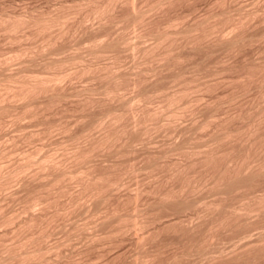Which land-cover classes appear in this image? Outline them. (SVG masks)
Wrapping results in <instances>:
<instances>
[{
	"label": "bare ground",
	"instance_id": "bare-ground-1",
	"mask_svg": "<svg viewBox=\"0 0 264 264\" xmlns=\"http://www.w3.org/2000/svg\"><path fill=\"white\" fill-rule=\"evenodd\" d=\"M74 1L75 0H73L72 1L73 3L70 4V5H72V4H74V5H72L71 7H69V5H68V7H67L68 10L67 11H65V9H66L65 8L64 11H62L61 9H59L62 12L61 11L60 12L57 11L55 13H52V11L51 12L48 11V12H45V13H39V14H36L35 15L33 12H27L28 9L26 11L24 10L25 12L24 11H21V12H8V11L6 12V11H0V27H2V29H4V31H6V32L8 31V32L14 33V37H12L13 39L17 38L15 36L16 31L21 30L22 28L23 29L24 28L25 29L26 28L27 29L29 28L28 30H30V28H31V31H29L28 33L31 34V35H34V34H41V36L43 35V38H44V41H45L47 47L48 46L50 47L52 44H53L52 46H54L55 43H58L56 41H58L57 40L58 38H61L60 37V36H62L61 34L64 33V36H65V34L68 31L75 32L76 29H78L79 27H82L83 28L84 25L86 27V21L89 19V16L90 17L93 16L98 21L97 27L96 26H93V29L95 30V28H96V31L98 30L97 28H101L102 27V29L104 31V29H105L104 26L109 27L108 29H110L112 26H116V25L120 24L122 26V28L124 30H126V31L128 30V28L129 29L130 28H134V34L136 33V35H134V36H135L136 39H141L142 40L143 38H146L147 37V38H149V40H151V39L153 40V42L151 41L152 43L150 41H148V43L150 42L149 43L150 45L149 44H146V45L145 44H141L140 46H138V43H135L136 40H134V43L135 44L132 42L133 44L132 45H129L128 42L131 41V40H128V36H125V34L122 33L124 30L122 32H120L122 34H120V33L118 34V32H117V33H115V36L109 35V33H111V31H112V33H114L116 31L115 30L113 32V29H114V27H113V29H111V31L110 30H109V32L106 31L109 36L105 32H103V34L105 33L106 36H108V37H103L102 38L103 41H101V39H98L97 40L98 42L100 40L99 43H96V44L94 43V45H92L93 47L90 46V47H92L91 49H93L95 47L94 50H93V52H95V53H93V54L101 55L102 52H105V51L107 52L108 50L110 52V50H112V49H114L116 51V49H118V46H123L121 48H124L128 44L129 45V48L130 47L133 48V52L136 49H137L138 52H140L139 53V55L141 54L140 58L142 56H144L145 59H140V61L141 60L146 61V58H148V57L153 58L152 60H154L155 58L157 60L158 59H161L162 61H160V62L164 63L168 67H172V65H171L172 62H173V66H174V64H175L174 61H177V62L179 61L180 62L181 59H184L185 58L184 57L185 56L184 55L185 53H183V52H186V51L185 50H183V52L180 51L181 48H184V49L187 48V49H189L191 51H193V50L196 49L195 50V54H196L197 49L199 50V48L203 47V51L208 56L210 54H212V53H215L216 51H219V53L220 52H224V51L225 52L226 51L227 52L232 51L231 53H234L233 50L235 51V49H237L239 47L241 48L243 45H245V44L247 45V43H250V42L253 43L254 40L256 42V39L259 37V33H257L256 31L255 32H253V31L252 32H245L246 30L244 31L243 28L245 27V24H247V23H248V25H249V23L251 24V22H248V21L250 19L254 18V16L256 14H257V16L260 14V12H261L260 9H259L260 12H258V9H255V10L254 9H252V10L247 9L248 11H245V10L243 11L242 10L243 8L242 9L241 8L240 9H236L237 10L236 12H238L237 13L238 16H237V15H234L233 14V12L235 13V11L232 10L233 7L231 9L230 8L231 6H228L229 8L228 7L226 8L224 5H222V7H224V8H221L220 10H219V8H218V10H215L213 8L214 9L213 10V9H210L209 7H206V9L209 8V10H207V12H206V9H205V12H203L204 15H202V16L200 15V17L198 16L197 18L193 19L192 21H187L186 19H184L185 18V15H181L183 13H181L180 15L172 16L174 14V12H173L172 15L170 14L172 17H166L165 16L166 18L163 17L164 13H161V14H163L162 16L159 14L162 18H164V20H160L161 17H159V15L156 18H154L155 16L154 17L151 16V15H154L153 12H156L157 14L159 12H165L167 7L170 8L171 7L170 5L175 4L176 1H182V0H76L77 2H75V3H74ZM192 1H194V0H192ZM206 2H207V0H206ZM217 2H220V1H217ZM222 2L224 3V0H222ZM222 2H221V4H223ZM231 5H233V3ZM61 7L63 8L62 3H61ZM119 7L126 8V10H124L125 12L122 13V14L121 13L118 14L116 12V10H119ZM85 8H86V11L84 10ZM122 8H120L121 11H122ZM234 8H236V7H234ZM237 8H238V6H237ZM162 10H164V11H162ZM169 10H168V12H169ZM83 11H85V12H83ZM262 12H264V10ZM35 13H37V12H35ZM177 14H179V13H177ZM195 14H193V15H195ZM263 14L264 13H262V17L264 18V15ZM73 17H75V18H73ZM93 17H92V19H93ZM71 18L74 19V22L72 21L73 19H71ZM76 18H78V19H76ZM70 19H71V22L69 23V20ZM255 20L253 19L252 21H255ZM95 21L96 20H94V23L96 25V22ZM226 24L228 26L226 28L223 27V26H226ZM120 25H118L119 28H120ZM248 25H246V26H248ZM55 27L57 29H59V31L57 30L58 33H56V34L53 35L52 33L53 32L54 33L56 32L55 31L56 30ZM122 28H121V30H122ZM52 29H53V32L51 33L50 30H52ZM87 29H88V25H87ZM87 29L85 28V30H87ZM91 29H92V27H91ZM102 29L101 30L99 29L98 31H102ZM116 29H118V28H116ZM263 29H264V27H263ZM121 30L119 29L118 31H121ZM88 31L91 32V30H88ZM216 32L217 33L218 32L220 33L219 34V37L218 36H215V35H217V34H215ZM28 33H27V35H28ZM69 33H71V32H69ZM91 33H94V35H95V32H91ZM91 33H89L90 36H91ZM97 34H99V33H97ZM100 34H102V33H100ZM213 35L215 37H218L219 39H217V40H215L216 38L213 39L212 38V37H214ZM262 35H261V37H262ZM73 36H75V35H73ZM10 37H11V35H10ZM88 38H90V37H88ZM94 39H96V38H94ZM91 40L93 41V39H91ZM42 41H43V39H42ZM77 41H79V40H77ZM42 44L44 45V42ZM136 44H137V46H136ZM128 45H127V47H128ZM55 46L58 47V45H55ZM141 46H143V47H141ZM31 47H33V46H31ZM54 47H52V48L54 49ZM57 47H55V48H57ZM23 48L24 47H22V48H20L18 50L15 49L14 53L11 54L12 57H18V56H20L22 54L23 55L24 54L27 55L28 53H26V52H27V50H30L29 47L26 46V48H28L27 50H26V48L25 49H23ZM204 48H205V50H204ZM35 49H36V47H35ZM53 49H51V50L53 51ZM58 49H60V47L57 48V50ZM241 49H240V51H241ZM57 50H55V51H57ZM117 51H120V50H117ZM123 51H125V50H123ZM137 51H135V52H137ZM263 51H264V49H263ZM89 52H90V50H89ZM138 52H137V54H138ZM237 52H239V51H237ZM182 53H183L184 56L182 55ZM193 53H189V54H193ZM200 53H202V51H200ZM31 54H33V53H31ZM112 54H114V56H117V54L112 53V51H111V55ZM198 54H199V52H198ZM43 55H45V54H43ZM133 55H134V53H133ZM203 55H204V53H203ZM207 55L204 58L207 59ZM214 55H216V54H214ZM29 56L31 57L32 55H29ZM78 56H80V55H78ZM187 56H190V55H187ZM9 57H7V58H9ZM23 57H25V56H23ZM60 57H62V56H60ZM136 58H137V56H136ZM189 58L191 59L192 58V55H191V57H187V59H189ZM208 58H210V57H208ZM4 59H6V57ZM15 59H17V58H15ZM27 59H25L24 61H26ZM36 59H37V57H36ZM36 59L33 58L32 60H36ZM76 59L77 60L79 59V61H81L80 60V57L78 58L76 55H75V57L74 56H67V57L61 58V59H53V58L51 60L48 59L49 61H47V62L45 61V63H43V64H45V70H41V71H35V70L32 69L33 72H30L31 69L29 68L30 70L27 71L25 68H23L24 66L22 67L23 69L20 66V70H18L19 69L18 68L17 70L15 69L13 72H10V71L9 72H7V71L5 72V71H2L0 69V130L2 129L3 125H5L4 121H9L8 119L5 120V118H6L7 115L10 116V118L12 116V118H11L12 120L11 121L16 122L15 124H16L17 128L21 126L20 123H22L24 121V120H22V117L24 119L25 118L24 116L26 114H27L26 120L27 119L28 120L30 119L33 123L36 122L37 125L40 124V126H41L42 123L44 124L46 122V124L44 126H41L42 128L38 125L41 128L40 129L37 126V129L38 130L34 128L32 130H29L28 129L26 132H24L25 131V128L23 127L24 131H22V133H19L18 134V133L15 132L16 131V129H15V131H12V132H15L17 135L15 136V135L10 134L11 136L9 135L8 139L5 138L8 135H5V133H2L0 131V194L1 193H5V192L7 193V194H5L4 197L1 194L2 198L0 199L1 200V202H0V227H2V228H0V230H3L4 229L3 232L0 231V255H1L0 256V263L1 264L2 263L3 264H41V263H45V264L48 263L49 264L51 262L53 256H54L53 261L56 260V259H59L57 257L62 255L60 253L61 252L60 251L61 248H59V245L61 243L63 244L64 241L63 242H55L54 241L55 242L54 244H53V241H52V244H49V243H45V242H47L46 241L47 239L46 240H44V239L47 236H48V238L50 236L49 234H50V232L52 231V228H53V226L51 225V223H52V221H54L53 219L55 218V216H57L58 214H62V213H63V215L66 216V213L65 212L66 211H68V212L71 211V210H69V208L71 206H73V207L70 208V209H73L72 212H74L75 208H77L75 206H78V207L81 206L80 208H81V211H83V214L85 213L84 215H86V212L87 213L89 212L90 213L89 214L90 217L87 216V218L89 220H90V218H93L92 220H94V219L96 220V218L98 219L100 217H103V218H100V220L101 219L102 220L99 223L96 220L97 223H98V225H100L98 228L93 224L97 228L94 231V233H90L89 235L87 234L88 235V238L91 239V241H89V243L91 242L92 244L94 242L95 243L99 242L101 244L102 240H103L102 243L104 244V241H107L105 239H108L109 240V238L112 237V235L113 236H115L117 234L119 235V233H122L123 231H125V229L128 228L127 225H125V224H127L130 221L131 222L129 223V227L131 226V227H135V228L141 229V228H145V226H147V224L151 223L152 221H154V220L159 221L163 217L171 216V217L175 218L176 219L175 223H174V221H173V223L172 222L170 223L169 222L170 220H169L168 221L169 224L166 221L164 222V220H162L164 222V224L167 223V225L165 224L166 226H164V228L166 227L168 229L169 228L172 229L171 231H173L174 234L177 233V235H179V237L182 238L181 242L184 241L183 242L184 244H182L181 247H178L177 246V248L175 250H173L174 252H172V254L170 253L171 255L167 259H164L163 258L162 260H160L161 257L159 258V256H158V258H159V260H158L157 253L162 250V248H161L162 246L161 247L158 246V242L160 241L159 237L161 236L160 234L163 231L162 230L163 229V226H162V228H160L158 226H157V228H155V226L158 225V224H156V225H154V229L155 230L149 231V229H147V232L149 231L148 234L146 232H145V235H144V233L141 234L140 236H138L139 233L137 234L138 238L136 239V241H137V246L139 247V249H137V250H139V252H137V254H138L137 258L135 257V264H178V263L181 264L182 262H180V261H182V259H184L186 257H189L190 258V256L191 255H194V254H197V256H198V254H200L198 257H201L203 255V257H201V258L205 259V257H206V261L208 259L209 264H245L246 263L245 261L248 262V260H250V258L253 256V254L257 253L259 250L261 252L264 251V233L261 232V229L260 228H259V230H257V233H258V231H260L258 233V235H256L257 237L254 236L255 239L252 237V238H248V239H250V241L248 240V242H246L245 244L242 242L243 243V244H241V245H243L242 248L240 246L238 247L237 244H236L235 246H237L238 249L239 248H241V249L238 250L237 248H235L237 251L234 250L230 254H226L227 252H224L225 250L223 251L224 248H222L220 251H218V253L214 249L211 250L210 249L211 248V244L210 243L208 244V245H210V246H208L209 247V250H211L213 252L216 251V253L215 252L213 253L211 251H207V248L204 247L206 245L203 246L204 243L207 244V242L209 240L212 241L216 237L219 240H221L225 235H223V237L221 235L220 237H222V238L220 239L218 237L219 236L218 234L220 233V231H226V232L228 231L227 232V234H228L230 231H232V229L237 228L236 225H239V224H240L239 227H241L240 230H243V228L245 227V225L243 224L244 227L241 226V223L243 221V219H241V218H245V219H247V218L249 219L250 218L249 220H251V218L253 219V217H254L255 219H253V220H255L254 223L256 224V218H259L261 216L263 218V216H264V191H263L264 189L262 190L263 192H260V193L258 192L259 193L258 194L256 192L257 190L254 187H253V189L251 188L252 187L251 185H253V184L256 185L255 182L257 181V179H261L260 177L261 176H264V153L263 152L260 153L261 150L264 148V147H262L264 145L263 144L262 145L260 144L259 146L258 145H255V143H257V142H255L256 137L260 136V138H261L264 135V134H262V136H261L260 134H258V132H260L262 130L261 129L259 131V129H258L259 126L258 125L262 122V120L264 121V119H263L264 118V85H262L263 88H262V86L258 88V89L261 88L260 89V93H259L260 95H258L261 98L260 102H258L260 105L257 104V103L256 104L259 105V107H257V105H255L257 107L256 109H258V110L255 109V112L258 111V113H257V116L258 117L257 116L254 117L256 119L251 122L250 120L253 119V118H250V117H253V116H251L252 114L250 112H248L251 115L250 114H249L250 116H246L245 115L246 117L250 118L249 121L251 122V124H250V127L248 128V130L246 128L247 132L246 131L245 132L247 133V136L243 134L244 136L247 137V139L245 140V139H243L244 138L243 137L242 139L244 140V142L241 143L240 146L238 145V147H241L243 144H245L246 142H248V144L246 143L247 144V147H249L251 150H253V153L254 154L253 153H250L251 150L249 151V148L246 147L248 149L247 154L250 153V156H251V154H253V156L250 157V156H246V155L243 154L245 157H247V159H244L245 157L243 158L242 157L243 155H242L240 157L243 158L244 160H242V161L239 162V159H238V157H239V155H238L239 154V151L237 152V150H235V149H240V148H235L234 145H231V146L229 145V147H227L226 150L224 148V151H223V153H225V151H226V153L224 154V156L227 157V159H226L227 166H224L225 168H223V165H221L222 169L219 168V170H217V171H216V169H218V167L215 168V166H214L215 170L212 169V168H210V170L212 169V170H214L216 172L213 171L212 173H209V174L206 173L208 175V177H206L207 176L206 175L205 178H204L203 174H200L203 177V178L202 177L200 178V180H201L200 183L197 182V181H199V179H198L199 177L198 176H197L198 177L197 180L194 178V176H196L194 172H192L194 174L193 176L192 175H189L190 173H188V171H187V174L184 173V172H186V171H184L185 167L187 168L186 165H183L182 164L183 167L181 165L180 166L179 165L178 166H175V164H177V163H175L174 164L175 167H171L170 170H169L170 167L168 166L167 170L170 171V173H169V179H168V176H167V178H165V180L168 179V181H169L171 178L174 179V177L176 176V177H179L180 178V179L178 178L180 180V183L179 184L177 183L178 184V185L176 184L177 186L174 185L173 187L171 186V187L163 188V190L161 189V191H159L161 187L159 188L158 191L157 190L152 191L153 194H150V195H153V198L151 200H149V201H146V203L144 201L143 203H145V204L142 203L143 206L141 205V207H137L136 206V201L141 196L140 195V192H142L141 190H142L143 187H140L141 189L137 188L140 191L139 190L137 191V189H135L136 191H133L135 193L132 195V198H133V200H135V206L136 207L133 206L135 212L133 214L131 213L132 215H130V212H126V214L125 213H122V209L120 208L121 207L120 206L121 205L120 203L123 202V201L120 200V198L116 197L114 200H112V202L111 201L109 202L108 199L111 200V196H109V195L112 194V192H113L112 189H114L115 187L117 188L118 186L121 185V183H122L121 179L123 177V176H121V174L124 173V172H126L127 170H129L130 172H132V171L134 172V171H136L135 170L136 167H133V168H135V169H133L130 166L129 168L122 170V169L116 168L117 165L114 166L113 165L114 163L111 164L110 167H109V166H107L109 164L108 163L106 165V167H103L105 165L104 164L102 166V168L94 169L97 166L95 164V162L92 163L93 165L91 163L90 164H87V163H89V161L91 160V158H92L93 155H95L98 151L100 153V150H102V149H104L103 151H105V149H107L108 152H110L111 154H113V153L116 154V153L119 152L118 155H120V152H123V150H122L123 147H126L127 149H129V148L131 149L132 148L131 147L132 146V142H131L132 139L130 140V136L133 135V134L130 135V127L132 128V126L134 125L133 130L136 129V128L139 129L140 126H141V124H142L141 122H144L145 123V121L147 119H150L149 118L150 116H151V119H153V118H155L154 117L155 114H157V115L160 114L159 111L154 110L155 108L153 109L154 111L152 112L150 109L147 108V106H145V104L146 105L148 104L147 102L150 101L152 95H154V94L157 95L158 94L157 92H159L160 90L162 92V89L159 90L157 87H159V86L161 87L162 84L159 85L160 84V81L163 82L164 80L161 78L158 82H156L158 84H156V83H150L149 85H147L145 87H142L143 86L142 85L143 83H142L141 84V87L142 88L141 89H138L135 86L137 84V80L133 76V74H135V73L130 74V73H127L128 70H127V72L125 70H124V72H122V70L120 71L119 69L117 71H120V72H117L116 69H115L116 67L115 66H114L115 68L112 67L113 64L112 65H110V64L108 65L109 67L111 66L113 68V70L111 68H109L108 71L106 69L104 71L105 72L104 73L102 70L105 69V68H107L108 66L105 67L106 64L105 65L102 64V65H104V68H103L101 66V64L96 63L95 60H93L95 63H92L93 61L90 62V63L87 62L88 64L83 63L85 65L82 64L83 66L81 65L80 66L81 68L80 69L78 68L79 70L77 69V71L79 73L81 72V73H84V74L85 73H92L91 75L94 74L93 75L94 77H98V76H95V74L96 75H101V73L103 72V75L102 76L105 77L106 81L104 80V83L101 82V86L100 87H99V85L96 88L93 85H91L92 87H90L89 86L90 84H89L88 87L87 86L86 87L83 86V88L81 87V89L79 88V90L77 89V90L73 91L72 89L71 90L67 89V87H66L67 85L64 87V86H62L63 84L62 85L60 84V82L63 80V77L64 76H69V74H71V76H72V70L73 69L70 72H68V70H66L65 68L64 69H59L58 66L60 64V66L63 68L64 66H62V65L64 63H65V65L66 64L68 65V62L71 63V62L76 61V63H77V60ZM185 59H184V61H185ZM192 59L196 60L197 58H192ZM0 60L1 61H4L3 58L0 59ZM29 60H31V59H29ZM203 60L200 61V64H202L201 62ZM184 61L181 60L182 63ZM6 62H9L10 63L11 61L9 59V61H6ZM27 62L28 61H26L25 64ZM160 62H159V64L157 66L161 65ZM179 62H178V64H179ZM191 62H189L190 65H191ZM30 63L32 64V61ZM35 63H36V61H35ZM35 63H33V64H35ZM140 63H144V62H140ZM186 63L187 62H185L184 65H186ZM0 64H1V62H0ZM27 64L30 65L29 62ZM27 64L25 65V67H27ZM43 64H41V66H43ZM57 64H58V66H57ZM72 64L73 63H71V65ZM165 65H164L163 68L166 67ZM181 65H183V64H181ZM181 65H180V67H181ZM199 65L196 64V63H195V65L193 64L192 65V67H193L192 68L193 69L192 72L196 68L200 69L202 67V65L201 66H199ZM41 66H40V68H42ZM54 66L58 67V69L54 68ZM133 66H136V65H133ZM157 66H155V68ZM188 66L189 65H187V67ZM255 66L257 67L258 65H255ZM30 67H32V66H30ZM75 67H76V65H75ZM189 67H191V66H189ZM189 67L187 69H189ZM40 68H39V70H40ZM52 68H54V69H52ZM160 68H162V66L159 67V70H160ZM163 68L161 70H163ZM250 68H251V65H250ZM261 68L262 67H260V69ZM8 69L9 68H7V70ZM142 69L145 70L146 68H142ZM148 69H150V68L148 67ZM152 69H153V67H152ZM175 69H177V68H175ZM198 69L196 70V73L197 74L200 71V70L198 71ZM253 69L255 70V67L254 66H253ZM100 70L102 72L100 74H97ZM143 70L141 72H143ZM159 70H158V68L156 69V71L154 70L155 74ZM184 70L185 69H183V71ZM186 70H185V72H186ZM190 70L191 69H189L188 71H190ZM74 71L76 72L74 75H76L78 72L76 71V69ZM138 71H139V69H138ZM170 71H173V70H171V68H170L169 69V72ZM183 71L182 72H179V73H176V72H178L176 70V72H175L176 74L168 73V70H167V72H165V71L164 72L166 74L170 75V77H173V78H171L172 80L170 79V81H176V80L177 81H181L182 78H179V77H180V75H182ZM208 71H210V70H208ZM252 71L250 70V73ZM130 72H132V71H130ZM192 72H191L192 75H194V74L196 75V73L193 74ZM202 72H205V71H202ZM136 73H137V71H136ZM144 73H146V72H144ZM149 73H151V72H149ZM161 73H162V71L160 73L158 72L157 74L160 77H162V75H160ZM165 73H163V74H165ZM184 73H183V75H185ZM137 74L139 75L140 72L137 73ZM191 74H189V75L191 76ZM254 74L255 73H253L252 76ZM259 74L263 75L262 73H259ZM138 75H137L138 84H140L139 82L142 79L140 77H141V75L143 76V74H141L139 76ZM195 75L192 78H189V79H186V80H183L182 79L183 82L186 83V84H184L183 82L182 83L179 82L180 84H183L182 86H180L179 83L176 81L177 82L176 84L179 85V86L177 85L179 89L176 90V91L173 90L174 92H171V93H169V90L170 89H168V93L169 94H167L165 96L166 98L164 96H162V98L164 97L166 99V102H167L166 104L168 105L167 108L169 106H171V105H172V108H174L173 107L174 105H175V108H177L176 105H178V104H180V102L182 103L184 101L185 102H184L183 105L186 104L185 106H187V105H189L187 103H193L192 100L196 99V98H194V99H191L190 98L189 99V97L187 98V96L191 94L190 93L191 91H194V92L198 91V92H201V94H202L203 91H204V90H202V88L203 89L205 88L206 90H208L209 88L211 89V86L207 85V83H206L207 81H205L206 79L205 80L203 79L204 80V83H203L202 82L203 80L202 81L199 80L197 78V75L196 76ZM248 75H250V74L248 73ZM261 75H259V76H261ZM177 76H178V78L180 80L177 79ZM252 76L250 75V79L248 78L250 80L249 82H251ZM255 76H253V77H255ZM90 77L91 76H89V78ZM165 77H167V76L165 75ZM182 77L185 78L186 75H185V77L184 76H182ZM200 77L201 76H199V78ZM245 77H246V75L244 76L243 80H245ZM72 78L73 77H71V79ZM155 78H154V81H157L158 80L157 78H159V77L156 78L157 80ZM196 79H198L199 81L197 80L198 82H196L195 81ZM223 79H225V78H223ZM259 79H261V78H259ZM262 79H261V81H262ZM64 80H66V79H64ZM122 80H123V83H122ZM124 80H128V83H130L129 85L132 84L133 86H135L136 89L139 90L138 93H136L134 97L137 100H143L144 102H146L145 104L143 103V105H144V106H142L143 108L141 106H140L141 107L140 108L139 105H137L136 103L133 102L132 97H133L134 94L129 99H127V98H120V96H119L118 93H119V89L121 88V85L122 84H126L125 83L126 81H124ZM152 80H153V78H152ZM152 80L151 81L148 80V82L149 81L152 82ZM166 81L169 84V79H166ZM166 81H165V83H166ZM192 81H195L197 84L196 83L193 84ZM200 81L202 83H200ZM218 81H220V80H218ZM246 81H248V80H246ZM224 82H225V80H224ZM245 82L243 81L244 84H245ZM258 82H255L254 81L255 84L258 83ZM146 83H147V81H146ZM213 83H214V81H213ZM252 83H253V80H252ZM254 83H253V85H254ZM261 83L264 84V82H261ZM261 83L259 85H261ZM189 84H193V85H189ZM156 85H157V87H156ZM249 85H251V84H249ZM249 85L248 84L246 85L247 88L249 87ZM253 85H251V86H253ZM259 85H257V87ZM138 86L140 87V85H138ZM165 86H166V84H165ZM177 86H176V89H177ZM208 86H209V88H208ZM194 89H198V90L195 91ZM244 90H246V89H244ZM170 91H172V90H170ZM97 92L102 93L103 94V97H106L105 99L108 98L110 100L111 98L114 97L112 102H114V99L115 98L117 99V96H118L121 99V101H122L121 102L119 100L118 103L121 102L122 105H123V107L122 106H113V105H111L113 107H109L108 108V106H107V109L105 107L106 110H103L102 109L101 111H99L101 109V108H99L98 109V112L97 113H94V115L91 116L92 118L89 121H88L87 118H86L87 121L86 120H83L82 123L85 122V124L82 125L81 128H79L78 126H76V127L79 128V130H77L78 128H76V131L75 130L74 131H69V128L68 127H70V126L67 127L64 123L62 125L61 124V122H62L61 120H60L61 122L60 121L58 122V120H57V122H55V121L54 122H50L51 120L48 121L50 118L48 120L47 119L46 120H44V119L41 120V118L43 117V114H44V109H49V107H52L55 102L58 103L59 101L63 100L64 98H68L69 95H70L69 97H71V95L74 96L73 97L74 99H75V96H79L80 97V98L79 97H77V98L80 99L81 105H80V103H79V105L81 106V109H84L85 110V107H89V108L90 107H93V105H95L94 98L96 99L95 101L98 102L97 100L101 99L100 97L102 96V94H101V96L100 97L98 96L99 98L97 99L96 96H95V94H97ZM121 92H123V90ZM161 92H159V95L160 96L164 92H167V89H164V91H163L162 94H161ZM237 92H239V91H237ZM257 92H259V91H257ZM192 94L193 95H190V97L195 95V93H192ZM197 94H198L197 95V97H198L200 94L199 93H197ZM230 97H232V96H230ZM135 98H133L134 101L136 100ZM153 98L154 97H152V99ZM184 98L186 100H184ZM224 98H222V99H224ZM69 99H72V98H69ZM69 99H67V100H69ZM122 99H126V100H122ZM182 99L184 101H182ZM198 99H200V98H198ZM204 99L207 100L206 98H204ZM204 99L202 98V100H204ZM230 99H228V100H230ZM241 99H242V97H241ZM13 100H15V101L18 100V103L17 104L13 103ZM236 100H237V97H236ZM214 101H215V103H217V100H214ZM255 101H253L252 103H254ZM258 101H259V98H258ZM151 102H153V100ZM115 103H117V102H115ZM137 103H139V102L137 101ZM242 103H244V101ZM106 104H104V105H106ZM163 104H164V106L166 105L165 103H163ZM79 105H78V108H79ZM109 105H110V103H109ZM114 105H117V104H114ZM135 105H136V107H139L140 109L136 108ZM190 105H192V104H190ZM197 105H200V104H197ZM206 105H207V103H206ZM212 105H213V103H212ZM217 105L218 104H216V106ZM185 106H180V107L183 108ZM251 106H250V108H251ZM255 106H254V108H255ZM124 107L128 111L126 113L127 115L129 114V112H131V114L129 116L132 117V118L134 117L135 123H136V121L137 122H140V123H138V125H139L138 127L135 126L136 125L135 123L133 124L134 121L131 120L130 118L129 119L131 121H133L132 122V124H133L132 126L129 123L128 124L130 126L129 125H125V124H123L121 122L122 114H123V112H121V111H123V110H121V108L123 109ZM144 107L147 108V109H144ZM178 107H179V105H178ZM125 108H124V110L126 111ZM214 108L212 107V110ZM252 108H253V106H252ZM91 109H93V108H91ZM178 109L180 110V108H178ZM178 109H176V110L174 109V111L171 110V112H173L174 118H176V116L180 115V112H179ZM138 110H140L141 115L139 114V111ZM183 110H181V111H183ZM250 110L251 109H249L248 111H250ZM41 111H42L43 114L40 113ZM89 111L90 110H88V112ZM96 111L97 110H94V112H96ZM155 111H156V113H155ZM37 112H39V114L41 115L40 120H41L42 123H38L39 122V119H37L36 117L37 116L39 117L40 115L39 114L36 115ZM245 112L247 113V111H245ZM245 112H244V114H245ZM29 114L31 116H29ZM32 114L35 115V116L32 117ZM137 114L140 116L139 119L142 117L141 118L142 121H140L141 119L140 120L138 119V115ZM241 114H242V112H241ZM135 115L137 116V118L135 117ZM212 115H214L213 112H212V114L210 113L208 117L211 118ZM72 116H74V115H72ZM85 116L88 117L89 115L87 116V114H86ZM152 116H153V118H152ZM173 116L171 114V117H173ZM236 116H237V114H235V116L234 117L232 116V117L235 118ZM49 117H50V115H49ZM65 117H68V116H65ZM239 117H243L244 118V116H239ZM46 118H48V117H46ZM182 118H184L183 115H182ZM243 118H240V119L243 120ZM35 119H37L38 122L35 121ZM199 119H201V118H199ZM20 120H22V122H19V124H17L18 121H20ZM130 120H129V122H130ZM157 120H156V122H157ZM233 120L231 121V123L234 122ZM11 121H9L8 124L9 123L13 124ZM225 121H224V124H225ZM250 122H248V123H250ZM206 123H207V120H206L205 123L202 122L200 125L203 124V126H204V124H206ZM224 124H222V121L219 124L217 122V124H216V126L214 128L215 130L213 129L214 131L212 132V134L209 133L211 135V136L209 135L211 137L210 140H209L210 143H211L210 145H212L214 147L211 146L210 149H207L206 152H203L204 154L202 152H200V153L196 152L197 148H196V150H193L192 149V152H194V151L196 152V154L194 152V154L197 156L196 158H198V157L201 156L199 158V160H197V162H200L201 163V168H202V166L203 167L205 166L204 167L205 168V171L207 170L206 169V166L210 164L211 160H213L215 158L214 156L216 154L219 155L218 158L221 156L220 155V152H219L220 151L219 149L221 148V144L219 146L218 143H221L222 141L223 142L225 141V142H229L228 144H230V142H231L230 140L233 141V139H236L237 137L239 138V136L241 137V133L244 132V130H243L244 128L242 127L243 129H241V125H239V127H238V126H233L230 123L229 124H225V125ZM30 125H31V123H30ZM143 125L144 124H142L141 127H143ZM145 125L147 126V123H145ZM262 125L263 124H261L260 126H262ZM95 126H98L99 127L98 130L100 129L101 132L99 134H97L98 136L96 135L95 137H93V135L92 136L89 135L88 131H89L90 128L92 129V127H95ZM157 126H158V124H157ZM57 127L60 128V130L62 128L63 131L68 130L66 132L68 133L67 139H69V140L66 139L67 141L65 140V142L67 143L70 140L73 141L72 143L71 142L69 143V145H71V148L69 147V149H70L69 151L67 150V148H65L66 143L63 142L64 140H57V141L55 140L54 142H51L49 144V146L42 148V146L45 145V143H44L45 140H43L44 142H42V141H40V142L41 143H44V144H41L40 143V145H39L38 144L39 142H38V143H36V145L37 144L38 145L37 146L34 145L35 147H32L31 146L32 148H28V147L27 148H24V149H20L19 148L20 149V151H19L20 155L18 153H16V152H13L14 150L16 151L18 149V147L21 146V145H18L17 146V143H16L17 141H19V142L21 141L22 143H23V141H25L26 143L28 142L29 144L30 143L32 144L35 141L34 139L36 138L37 140H39L38 138H40V136L42 137V138H40L41 140L43 138L47 140V135H49V133H51L52 130L58 129ZM195 127H196V125H195ZM245 127H246V125H245ZM21 128H19V130ZM6 129H8V128H6ZM70 129H73V128H70ZM147 129H148V127H146V129L143 130V132L144 131L146 132ZM193 129H194V126H193ZM240 129H241V131L243 130V132H241ZM137 130L134 131V132L135 133L137 132V134H141V135L143 134V132L140 131V130H142L141 128H140L139 131H137ZM198 130H199V127H198ZM93 131H95V130H93ZM96 131H97V129H96ZM9 132H11V131H9ZM58 132H59V130H58ZM127 132L129 133L128 135H130V136L126 135ZM238 132L240 133L239 136H237L239 134ZM131 133H132V131H131ZM260 133H262V132H260ZM263 133H264V131H263ZM54 134H55V132H54ZM4 135H5V137H4ZM50 135H52V133ZM2 136L5 139H7V140L10 141V143L7 145V143H6L7 140L5 141V139H4V141H5L4 144L7 145V146H5L3 144V138H2ZM44 136H46V137H44ZM134 136H136V135H134ZM134 136H132V138H134ZM184 136H185V134H184ZM139 137H141V136L139 135ZM250 137H252V138H250ZM51 139H53V138H51ZM82 139H83V142L84 143L81 141ZM135 139H137V138L135 137L134 140ZM261 139L264 140V136ZM31 141H33V142H31ZM50 141H52V140H50ZM21 142L18 143V144H21ZM214 142H216L218 145L217 144L216 145H213ZM258 142H259V140H258ZM260 142H262V141L260 140ZM15 143H16L17 148L14 147L15 146ZM138 143H139V141H138ZM259 143H257V144H259ZM51 144H54V145L50 146ZM233 144H234V142H233ZM9 145H12V146L9 147ZM183 145H184V143L182 144V147L181 148H184ZM225 145L227 146L226 143H225ZM248 145H250V146H248ZM66 146H68V144ZM178 146L179 145H177V147H176L177 149L176 148L175 149L172 148V150H171V147L172 146H170V149H169L168 153L170 151L173 152V149L174 150H177V151H175L176 153L178 151H180V148L179 147L181 145L179 147ZM184 146L186 147V145H184ZM29 147H30V145H29ZM223 147H224V145H223ZM57 148L58 149L60 148L59 152H58ZM134 148H135V146H134ZM123 149H125V148H123ZM185 150H186V148H185ZM199 150L200 149H198V151ZM66 151H68V154L65 155L64 152L66 153ZM200 151H204V150H200ZM242 151L245 152L246 150H242ZM242 151H240V152L242 153ZM183 152L181 151L180 153H183ZM134 153H135V151H134ZM241 153H240V155H241ZM10 154H13L12 157H15L14 154H18V158L17 157L11 158V155ZM165 154H166V150H165V152L161 153V156L162 155H165ZM226 154H227V156H226ZM150 155H152V154H150ZM150 155H149V157H150ZM159 155H158V157H159ZM198 155H200V156H198ZM113 156H114V154H113ZM115 156H117V154ZM156 156H157V153H156ZM254 156H255V158H254ZM102 157H103V155H101V158ZM67 158H69V161L68 162H69L70 167H68L69 165H67L66 167L64 166V162L67 160ZM159 158L161 159V157H159ZM64 159H65V161H64ZM160 159H158V160L156 159V160L159 161ZM117 160H119V159H117ZM149 161L152 162V163H154L150 159H149ZM195 161L196 160H194L193 163ZM150 162L147 163V164H145V166H143V165L142 166L145 167V168L146 167H149L150 168L151 167V163ZM212 162L214 163V160ZM212 162H211V164H213ZM156 163L152 164V167H154ZM178 163H180V161H178ZM66 164H68V163L65 162V165ZM94 164L96 166H94ZM162 164H164V163H162ZM189 164H191V163L189 162ZM30 165H34V166H32L33 168ZM168 165H170V164H168ZM194 165L195 164H193V166ZM27 166H29V168H32V170L30 169V171H33V169L35 167V173H37V174L38 173H40V174L42 173V176L44 174L45 175L44 176L45 179H43L44 177L42 178V176L40 175V178H39V176L36 177V178L37 179L39 178L41 180L38 179V181H35L36 178H34V177L37 174H35L34 172H31L30 174H28V172H30L28 170H27L26 173H25V171L22 172ZM98 166H99V164H98ZM191 166H192V164H191ZM209 166H211V165H209ZM138 168L139 167H137V169ZM192 168L195 169L196 167H192ZM188 169L190 170V168H188ZM208 170H209V168H208ZM20 172L29 175L28 176L29 178H24L25 176L27 177V175L22 174V173L21 174L22 175H25V176H23L21 178L20 177L21 175L19 176ZM209 172H211V171H209ZM32 173L34 175H32ZM154 174H155V172H154ZM204 175H205V173H204ZM17 177L20 178V179H22L19 182V184L21 183V187L20 186H16V187H19L20 191L23 190L24 193H22L23 194L22 196H19L21 194H18L17 193L19 189L18 190H15V191H8V192L6 191L7 188H10L11 187L10 186L11 184L13 185V183H11V181H13V178H17ZM69 177L71 179H73L71 182L69 181L70 179H68ZM18 178L16 180L14 179L15 180L14 184L17 183V181H19ZM65 178H67V180L69 182L67 180H65ZM63 180L66 181L68 184L69 183L70 184L71 183H74L73 186L76 185L75 184V181H74V180H76V183L79 184L78 187L76 186V188H78V189L76 190V189H74L72 187V185H70L73 188L74 191L76 190L75 192L72 191L70 189L71 187L67 183L63 182ZM196 182L199 183V184H197ZM259 182H260V180H259ZM259 182H257V184ZM260 183H262V182H260ZM263 185H259V186H263ZM160 186H162V184ZM259 186L256 185L255 187L256 188L257 187L259 188ZM137 187H138V185H137ZM154 187H156V186H154ZM200 189L201 190L204 189L203 191H205V192L203 193ZM110 190H111V192H110ZM119 190H120V188H119ZM152 190H154V189H152ZM199 190L202 192V195H201V192H200V194L197 193ZM128 191H130V190H128ZM148 191H150V190H148ZM259 191H261V190H259ZM133 192H131V193H133ZM152 192H150V193H152ZM115 193H116V191H115ZM195 194L200 195V196H197ZM16 195L19 196V198ZM143 195L144 194L142 193V196ZM86 196L89 199H91V204H89L91 206V208L89 207L90 209H88V205L87 204L84 206V202L87 201L86 200L87 198L85 199ZM4 199H6V200H4ZM84 199H85V201H83ZM89 199H88V202H89ZM144 199L147 200L148 198H144ZM2 200L4 201V203H2L3 202ZM13 200H18L20 202V203L17 204V206L19 204H20V206L19 207H15L17 209H14V207H13L14 204H11ZM119 200L121 201L120 203H119ZM108 202L110 203L109 205H108ZM16 203H17V201H16ZM16 203H15V205H16ZM102 203H103V208L101 207ZM104 203H107V205H105ZM11 205H13V206H11ZM138 206H140V205H138ZM195 207L196 208L198 207V209L197 210L194 209L195 210L194 212L192 210H190V209H193ZM188 211H190V212L188 214H185ZM70 213L71 212H69V214ZM92 214H94L95 217ZM96 214H98V216ZM183 214H185L186 216H188L189 214L190 215L188 217H186L188 219L185 218V220H184ZM81 218H82V216H81ZM126 218L129 220V221L127 220L128 222L125 220ZM169 218L170 217H168V219ZM181 218H183V219H181ZM192 218L193 219H195V218L197 219L198 218V221L195 219L196 221L193 222L194 220ZM262 218H261V220H262ZM123 220L125 222H127L124 225L122 224V221ZM257 220H259V219H257ZM261 220H259V221L261 222ZM55 221L53 222V225H54ZM162 221H159V222H161V224H162ZM244 221H243V223H246V221L245 222ZM83 222H85V221H83ZM87 222H89V221L87 220ZM69 223H71V222H69ZM79 223L81 225L83 224L81 221ZM91 223H92V221H91ZM97 223H96V225H97ZM247 223L246 224L249 225V223H251V222L248 221ZM55 224H57V223H55ZM73 224H72L73 225V228H76V230L74 229L75 232H74L73 229H71L73 231H70V229L68 228L69 231L66 232V235L64 237H66V236L68 237L69 235L70 236L74 235L76 233V231H77V226L79 228L80 227L82 228L85 225V223L82 226H79L77 223H76L77 224L76 226H75V223H73ZM107 224H108V227L105 226ZM111 224L113 226H111ZM251 224H250V226H251ZM262 224H264V223H262ZM257 225L260 226V224H258V223H257ZM48 226H50V227L52 226L51 227V230L48 228ZM85 226L87 227V224ZM94 226H92V227H94ZM101 226H102V228H103V226L107 227V228H105V227L103 228V229H106V230H102ZM109 226H111V228ZM263 226L264 225H262L261 227H263ZM68 227H70V225H68ZM89 228L87 227L86 229H89ZM255 228H256V226H255ZM93 229H91V230H93ZM98 229H99V231L97 232ZM244 229L245 230L243 232H241V235H243V237L245 238V236H248L249 235V229H247L246 227ZM129 230H127V231H129ZM65 231L66 230L62 231V233L65 232ZM136 231H138V229ZM143 231H146V230H143ZM79 232L81 234L83 233V231H79ZM84 232H86V231H84ZM91 232H93V231H91ZM99 232L102 233V234H100ZM138 232H141V231L139 230ZM150 232H152V233H150ZM80 233H78V235ZM9 234H10V238L8 236V238H9V239L7 238L8 240L7 239H4L5 237H7L6 235H9ZM124 234H125V232H124ZM171 234H172V232H171ZM224 234H225V232H224ZM51 235H53L52 232H51ZM87 235L85 236V238L87 237ZM241 235H239V236H241ZM122 236H126V235H122ZM117 238H119V237H117ZM50 239H51V237H50ZM63 239H65V238H63ZM69 239H71V237ZM69 239H68V241H69ZM90 239H87V241L90 240ZM158 239H159V241H158ZM165 239H163V242L164 241L165 242L168 241V240H165ZM43 240L45 242H43ZM55 240H58V239H55ZM71 240L69 242H71ZM177 240H178V238H177ZM49 241H51V240H49ZM65 241H66V245L65 246L67 247V245H68L67 244V240H65ZM245 241H246V239H245ZM213 242H211V243H213ZM91 243H90V245H91ZM155 243H156V245H155ZM159 244H161V243H159ZM170 244H172V243H169V245ZM61 245H60V247H61ZM172 245L175 246V244H172ZM164 246H166V244ZM179 246H180V243H179ZM220 246H217V247L219 248ZM217 247L214 246V244L212 245V248H217ZM225 247H226V245H225ZM62 248H63V246H62ZM159 248L161 250H159ZM79 249H81V248H79ZM72 250H73V248H72ZM81 252H83V251H81ZM209 252H211V253H209ZM229 252H231V251H229ZM75 253H73V254H75ZM51 254L53 256H51ZM213 254H215L216 256L213 255ZM82 255H80L79 257H81ZM134 255L136 256V254H134ZM256 256H257V254H256ZM253 257H255V256H253ZM132 258H134V256ZM199 259H196V260H199ZM186 260H187V258H186ZM255 260H256V258H255ZM255 260H253V261L255 262ZM58 261H60V260H58ZM58 261L55 264H62V263H60ZM61 261H63V260H61ZM77 261L79 262L80 260H77ZM65 262H63V263H65ZM114 262H115V260H114ZM132 262H134V260ZM208 262H206V263H208ZM75 263H76V261H75ZM184 263H185V261H184ZM201 263H203V261Z\"/></svg>",
	"mask_w": 264,
	"mask_h": 264
},
{
	"label": "rangeland",
	"instance_id": "rangeland-1",
	"mask_svg": "<svg viewBox=\"0 0 264 264\" xmlns=\"http://www.w3.org/2000/svg\"><path fill=\"white\" fill-rule=\"evenodd\" d=\"M73 0H0V11H8V12H21V11H26L27 9V12H33L35 15L36 14H39V13H45V12H51L52 11V13H55V12H60L61 10L62 11H64V9H65V11H67L68 10V5H69V7H71L72 5H74V4H72V5H70L71 3H73L72 2ZM190 1V2H189ZM192 0H182V1H176L175 2V4H173V5H170L171 7V9L169 8V7H167L166 8V11L165 12H159L158 14L156 13V12H153V14L154 15H151L152 17H154V18H156L159 14L162 16L163 14H161V13H164V15H163V17H172V16H175V15H180L181 13H183V14H181V15H185V18L184 19H186L187 21H192L193 19H195V18H197L198 16L200 17V15L202 16V15H204V13L203 12H205V9H206V7H209L210 9H215V10H218V8H219V10L221 9V8H224V7H222V5H224L226 8L228 7V6H231L230 8L232 9V7H233V11H235V13L233 12V14L234 15H237V13L238 12H236L237 10L236 9H242L243 11L245 10V11H248L247 9H249V10H252V9H258V12H260V10H261V12L264 10V0H224V3L222 2V0H207V2H206V0H194V1H192ZM217 1H220V2H217ZM233 1V2H232ZM60 2V3H59ZM75 2H77L76 0L74 1V3ZM180 2V3H179ZM189 2V3H188ZM216 2V3H215ZM221 2L223 3V4H221ZM233 3V5H231L232 3ZM256 2V3H255ZM47 3V4H46ZM61 3H62V6H63V8L61 7ZM187 3V4H186ZM198 5H197V4ZM221 4V5H220ZM3 5V6H2ZM182 5V6H181ZM227 5V6H226ZM242 5V6H241ZM8 6V7H7ZM181 6V7H180ZM211 6V7H210ZM221 6V7H220ZM237 6H238V8H237ZM244 6V7H243ZM252 6V7H251ZM255 8H254V7ZM60 7V8H59ZM197 7V8H196ZM234 7H236V8H234ZM258 7V8H257ZM58 8V9H57ZM120 8H122V7H119V10H116V12L118 13V14H122V13H124L125 11L124 10H126V8H122V11H121V9ZM188 8V9H187ZM209 8H207L206 9V12H207V10H209ZM229 8V7H228ZM245 8V9H244ZM43 11H41V10ZM59 9H61V10H59ZM170 9V10H169ZM184 9V10H183ZM193 9V10H192ZM213 9V10H214ZM260 9V10H259ZM56 10V11H55ZM85 11H86V8L84 9ZM168 10H169V12H168ZM199 10V11H198ZM24 11V12H25ZM61 11V12H62ZM85 11H83V12H85ZM162 11H164V10H162ZM35 12H37V13H35ZM173 12H174V14H173ZM190 12V13H189ZM260 12V14L257 16V14L254 16V18H252V19H250L248 22H251V24L249 23V25H248V23L247 24H245V27L243 28L244 29V31L245 32H257V33H259V37L256 39V42H255V40L253 41V43L252 42H250V43H247V45L245 44V45H243L241 48L239 47V48H237V49H235V51L237 52V51H239V52H235L234 50H233V52L234 53H231L232 51H230V52H220L219 53V51H216L215 53H212L213 55L214 54H216V55H212V54H210L209 56L203 51V47H201V48H199V50L200 51H202V53H200V51L197 49V51H196V54H195V50H193V51H191V50H189V49H184V48H181L180 49V51H182L183 52V50H185L186 52H183V53H185L184 55H183V53H182V55L186 58H184L185 59V61H184V59H181L182 61H184L183 63L181 62V60H180V62H179V64L181 65V64H183V65H181V67H180V65L178 64V62L177 61H174L175 62V64H174V66H173V62L171 63V65H172V67H168V66H166L164 63H162V62H160V61H162L161 59H154V60H152L153 58H150V57H148V58H146V61H144V60H141L140 61V59H145L144 58V56H142L141 58H140V56H141V54L139 55V53L140 52H138L137 51V49L135 50V51H137L138 52V54H137V52H133V48H129V45H132L133 43H134V40H136L135 41V43H138V46H140L141 44H149L151 41L153 42V40L151 39V40H149V38H143L142 40L141 39H136L135 38V36L134 35H136V33L134 34V28H128V30L126 31V30H124L123 28H122V26L120 25V24H118V25H120V28L118 27V25H116V26H112L110 29H108L109 27H106V26H104V31H103V29H102V27L101 28H97L98 30L100 29H102V31H96V28H95V30L93 29V26H96L97 27V23H98V21H97V19H95L93 16H89V19L86 21V27H85V25L83 26V28L82 27H79L78 29H76V31L75 32H72V31H68L66 34H65V36H64V33L63 34H61L62 36H60L61 38H58L57 40L58 41H56V42H58V43H55V45H58V47L57 46H55V47H57V48H59L60 47V49H58L57 50V48H55L54 46H48L47 47V45H46V43H45V41H44V38H43V35L41 36V34H34V35H31V34H29L28 32L29 31H31V28H30V30H28L27 28L25 29H21V30H18V31H16V33H15V36L17 37V38H15V39H13L12 37H14V33H12V32H6V31H4V29H2V27H0V59H2L3 58V60L4 61H1L0 60V62H1V64H0V69L2 70V71H7V72H13L15 69L17 70L18 68V70H20V66H21V68L23 67V68H25L27 71H29L30 69H31V71L30 72H33L32 71V69L33 70H35V71H41V70H45V64H43V63H45V61L47 62V61H49V60H51L52 58L53 59H61V58H65V57H67V56H74L75 57V55L79 58L80 57V60L81 61H79V59L77 60V63H76V61H74V62H71V63H73L72 65H71V63H69L68 62V65L66 64L65 65V63L62 65V66H64L63 68L60 66V64H59V66H58V64H57V66L59 67V69H66V70H68V72H70L72 69V76H71V74H69V76H64L63 77V80L60 82V84L62 85V86H66L67 87V89H69V90H73V91H75V90H79V88L81 89V87L83 88V86L84 87H88V85L90 86V87H92L91 85H93V86H95V88L99 85V87L101 86V82L102 83H104V80L106 81V79H105V77H103L102 75H103V72L107 69V71H108V69L109 68H111L112 70H113V68L112 67H114L115 69H116V71L119 69L120 71L122 70V72H124V70L127 72V70H128V72L127 73H130V74H133V73H135V74H133V76L135 77V79L137 80V84L135 85L136 86V88H138V89H141L142 87H145V86H147V85H149L150 83H156V82H158L161 78L164 80L163 82H161L160 81V84L159 85H161L162 84V86L160 87H157V85H156V87L160 90V89H162V92H161V90L159 91V92H161V94L163 93V91H164V89H167V92H164L161 96L159 95V92H157L158 94L156 95V94H154V95H152V97H154L153 99H152V97H151V99L153 100V102H151L152 100L150 99V101H148L147 103V105L145 104L146 102H144L143 100H137L134 96H135V94L136 93H138V89H136L135 88V86H133L132 84L131 85H129L130 83H128V80H124V81H126L125 83L126 84H122L121 85V88L119 89V96H120V98H127V99H129V98H131L132 97V95H133V97H132V100H133V102L134 103H136L137 105H139V107L141 106H144L143 105V103L145 104V106H147V108L148 109H150L152 112L154 111V110H156V111H159L160 112V114L159 115H157V114H155L156 113V111H155V118H153V116H152V118L153 119H151V116L149 117L150 119H147L146 121H145V123H147V126L145 125V123L144 122H141L142 124H144L143 125V127H141L142 126V124H141V126H140V128L142 129V130H140V128L138 129V128H136V129H134L133 130V128H134V123H135V119H134V117L132 118V117H130L129 115L131 114V112H129V114L127 115L126 113L128 112L127 111V109H126V111L124 110V108L122 109L121 108V110H123V111H121V112H123V114H122V119H121V122L123 123V124H125V125H129V124H131V126H132V128L130 127V135L131 134H133V135H128L129 133L127 132V134L126 135H128V136H130V140H131V142H132V148L130 149H127L126 147H123V148H125V149H123L122 148V150H123V152H120V155H118L119 154V152L118 153H116L117 154V156H115L116 154L115 153H113L114 154V156H113V154H111L110 152H108V150L107 149H105V151H103L104 149H102V150H100V153H99V151L95 154V155H93L92 156V158H91V160L89 161V163H87V164H92L93 162H95V164L98 166V164H99V166L97 167L95 164H94V166H96L94 169H98V168H102V166L103 167H106V165L107 166H109L110 167V165L111 164H113L114 166H116L117 165V167L116 168H119V169H127V168H129L130 166H131V168H133V167H136V169L135 168H133V169H135L136 171H132V172H130L129 170H127L126 172H124V173H122L121 174V176H123L122 177V179H121V181H122V183H121V185L120 186H118L119 188H120V190H119V188L117 187H115L114 189H112L113 190V192H112V194L111 195H109V196H111V200L110 199H108V201L110 202H112V200H114L116 197H118V198H120V200H122L123 202H121L120 200H119V203L121 204H119L121 207V209H122V213H125L126 214V212H130V215H132L134 212H135V210H134V207H141V205H142V203L145 201V203H146V201H149V200H151L152 198H153V195H150V194H153V192L152 191H155V190H159V188H160V190L159 191H161V189L163 190V188H167V187H173L174 185H176L177 183L179 184L180 183V178L179 177H174V179H172L171 177V179L168 181V179H169V173H170V169H171V167H175V166H182L183 167V165H186L187 166V168L185 167V169H184V171H186V172H184V173H186L187 174V171H188V173H190L189 175H194L192 172H194L195 173V175L196 176H194V178L197 180V178L199 179V181H197V182H201V180H200V178L202 177L200 174H203V176H204V178H205V176L207 175L206 173H212L214 170H215V168H217L218 167V169H216V171L217 170H219V168L220 169H222V167H221V165H223V168H225L224 166H227V164H226V159H227V157H225L224 156V154L226 153V151H225V153H223V151H224V148H225V150H226V148L227 147H229V145L231 146V145H234V147L235 148H240V149H235V150H237V152L239 151V157L240 156H242L243 154L244 155H246V156H250V153H253V150H251L249 147H247V144H248V142H246L245 144H243L241 147H238V145L240 146V144L241 143H243L244 142V140L243 139H247V130H248V128L250 127V124H251V122L252 121H254L256 118H254V117H256L257 116V113H258V111H256L255 112V109L257 108V107H259V103L258 102H260V100H261V98H260V96H258V95H260L259 93H260V89H258L259 87H261L262 85H264L263 83H261V82H264L263 80H264V51H263V49H264V29H263V27H264V18L262 17V13H264V12H262L261 13ZM116 13V14H117ZM156 13V14H155ZM177 13H179V14H177ZM196 13V14H195ZM202 13V14H201ZM152 14V13H151ZM172 16H171V15ZM193 14H195V15H193ZM81 15V14H80ZM159 15V17H161ZM192 15V16H191ZM261 15V16H260ZM264 15V14H263ZM79 16V15H78ZM194 16V17H193ZM238 16V15H237ZM236 16V17H237ZM77 17V16H76ZM92 17H93V19L94 20H96L95 22H96V25H95V23H94V20L92 19ZM151 17V18H152ZM165 17V18H166ZM260 17V18H259ZM73 18H75V17H73ZM73 18H71V19H73ZM79 18V17H78ZM78 18H76V19H78ZM71 19L69 20V23L71 22ZM75 19V20H76ZM255 20V21H252V20ZM90 20V21H89ZM160 20H164V18H162L161 17V19ZM73 22H74V19L72 20ZM89 21V22H88ZM185 21V20H184ZM89 23V24H88ZM228 24V23H227ZM226 24V26H223V27H227L228 25ZM87 25H88V29H87ZM246 25H248V26H246ZM92 27V29H91V27ZM99 27V26H98ZM113 27H114V29H113ZM249 29H248V28ZM85 28L87 29V30H85ZM116 28H118V29H116ZM121 28H122V30H121ZM262 28V29H261ZM55 33L53 32V29L52 30H50L51 31V33L54 35V34H56V33H58L57 32V30L59 31V29H57L56 27H55ZM111 29H113V32L114 33H112V31H111ZM121 30V31H118V30ZM136 29V28H135ZM252 29V30H251ZM262 31H261V30ZM84 32H83V31ZM88 30H91V32H95V35H94V33H91V32H89ZM93 30V31H92ZM109 30L111 31V33H109V35H113V36H115V33H117L118 32V34L120 33V32H122L123 30V32L122 33H124L125 34V36H128V40H131V41H129L128 43H129V45H128V47H127V45H126V47H124V48H121V47H123V46H118V49H116V51L114 50V49H112V50H110V52H109V50L106 52H102L101 53V55H96V54H93V53H95V52H93V50H94V48L93 49H91L93 46L92 45H94V43L96 44V43H99L100 42V40H99V42L97 41L98 39H101V41H103L102 40V38L103 37H108L109 35H108V33L107 32H109ZM259 32H258V31ZM24 31V32H23ZM78 31V32H77ZM91 33V36L89 35V33ZM107 31V32H106ZM126 31V32H125ZM137 31V30H136ZM135 31V32H136ZM69 32H71V33H69ZM87 32V33H86ZM103 32H105L108 36H106V34L104 33L103 34ZM4 33V34H3ZM25 33V34H24ZM27 33H28V35H27ZM73 33V34H72ZM97 33H99V34H97ZM100 33H102V34H100ZM122 33H120V34H122ZM86 36H85V35ZM88 34V35H87ZM215 34H217V35H215V36H218L219 37V32L217 33H215ZM263 34V35H262ZM10 35H11V37H10ZM13 35V36H12ZM19 37H18V36ZM73 35H75V36H73ZM117 35V34H116ZM261 35H262V37H261ZM85 36V37H84ZM214 36V35H213ZM212 37L213 39H215V40H217V39H219L218 37ZM67 37V38H66ZM72 37V38H71ZM88 37H90L91 39H93V41L90 39V38H88ZM100 37V38H99ZM261 37V38H260ZM94 38H96V39H94ZM130 38V39H129ZM42 39H43V41H42ZM107 39V38H106ZM109 39V38H108ZM77 40H79V41H77ZM95 40V41H94ZM148 41H150L149 43H148ZM14 42V43H13ZM44 42V45L42 44ZM133 42V43H132ZM147 42V43H146ZM151 42V43H152ZM258 42V43H257ZM93 43V44H92ZM131 43V44H130ZM134 43V44H135ZM257 43V44H256ZM37 44V45H36ZM61 44V45H60ZM250 44V45H249ZM35 45V46H34ZM43 45V46H42ZM46 45V46H45ZM144 45V46H145ZM150 45V44H149ZM26 46H28L29 47V49L30 50H27L28 48H26ZM31 46H33V47H31ZM90 46H92V47H90ZM136 46H137V44H136ZM22 48V47H24L23 49H25L26 48V50H27V52L26 53H28L27 55H20V56H18V57H12V55L11 54H13L14 53V51H15V49L16 50H18V49H20V48ZM35 47H36V49H35ZM38 47V48H37ZM47 47V48H46ZM52 47H54V49L52 48ZM63 47V48H62ZM141 47H143V46H141ZM247 47V48H246ZM121 48V49H120ZM47 49V50H46ZM51 49H53V51L51 50ZM127 49V50H126ZM240 49H241V51H240ZM33 50V51H32ZM36 52H35V51ZM55 50H57V51H55ZM89 50H90V52L92 53H90L89 52ZM114 50V51H113ZM117 50H120V51H117ZM123 50H125V51H123ZM130 50V51H129ZM188 50V51H187ZM204 50H205V48H204ZM29 51V52H28ZM31 51V52H30ZM111 51H112V53H115V54H117V56H114V54H112L111 55ZM190 51V52H189ZM46 52V53H45ZM117 52V53H116ZM193 53V54H189V53ZM198 52H199V54H198ZM262 52V53H261ZM31 53H33V54H31ZM55 53V54H54ZM133 53H134V55H133ZM203 53H204V55H203ZM224 53V54H223ZM237 55H236V54ZM43 54H45V55H43ZM52 54V55H51ZM91 54V55H90ZM99 54V53H98ZM131 54V55H130ZM137 54V55H136ZM261 54V55H260ZM29 55H32L31 57L29 56ZM67 55V56H66ZM78 55H80V56H78ZM97 57H96V56ZM187 55H190V56H187ZM191 55H192V58H197L196 60H194V59H187V57H191ZM206 55H207V59L206 58H204V57H206ZM225 55V56H224ZM233 55V56H232ZM10 56V57H9ZM23 56H25V57H23ZM60 56H62V57H60ZM95 56V57H94ZM113 56V57H112ZM136 56H137V58H136ZM196 56V57H195ZM198 56V57H197ZM212 56V57H211ZM231 56V57H230ZM6 57V59H4ZM7 57H9V58H7ZM30 57V58H29ZM36 57H37V59H36ZM52 57V58H51ZM59 57V58H58ZM101 57V58H100ZM117 57V58H116ZM202 57V58H201ZM208 57H210V58H208ZM221 57V58H220ZM15 58H17V59H15ZM23 58V59H22ZM27 59L26 61H28L29 62V64L30 65H28L27 63V67H25V62L26 61H24L25 59ZM36 59V60H32V59ZM51 58V59H50ZM83 58V59H82ZM136 58V59H135ZM9 59H10V63L9 62H6V61H9ZM21 59V60H20ZM29 59H31V60H29ZM49 59V60H48ZM148 59V60H147ZM204 59V60H203ZM259 59V60H258ZM93 60H95V62L96 63H99V64H101V66L104 68V65H105V67H107L109 64L110 65H112L113 64V66L111 67H107V68H105V69H101L97 74H100L101 72V75H96L95 74V76H98V77H94L93 75H91L92 73H79L78 71H77V69L79 68H81L80 66L83 64V63H86V64H88V63H90V62H92ZM117 60V61H116ZM139 60V61H138ZM195 62H194V61ZM201 60H203L201 63L202 64H200V61ZM32 61V64L30 63ZM34 61V62H33ZM35 61H36V63H35ZM79 61V62H78ZM191 62V65L189 64V62ZM254 61V62H253ZM88 62V63H87ZM94 61L92 62V63H95ZM102 62V63H101ZM140 62H144V63H140ZM156 62V63H155ZM159 62L161 63V65H159V66H157L158 64H159ZM185 62H187L186 63V65H184L185 64ZM204 62V63H203ZM221 62V63H220ZM225 62V63H224ZM19 63V64H18ZM33 63H35V64H33ZM115 63V64H114ZM138 65H137V64ZM195 63L196 64H200L199 66H201L202 65V67L200 68V69H198V68H196L193 72H192V65L194 64L195 65ZM210 63V64H209ZM41 64H43V66H41ZM102 64H104V65H102ZM167 67H165V68H163L164 67V65ZM178 64V65H177ZM204 64V65H203ZM251 65V68H250V65ZM261 64V65H260ZM3 65V66H2ZM35 65V66H34ZM75 65H76V67H75ZM83 65H85V64H83ZM82 65V66H83ZM133 65H136V66H133ZM144 65V66H143ZM147 65V66H146ZM170 65V66H171ZM177 67H176V66ZM187 65H189V66H191V67H189V69H191L190 71H188L189 69H187L188 67H187ZM255 65H258L257 67L255 66ZM260 65V66H259ZM2 66V67H1ZM30 66H32V67H30ZM40 66L42 67V68H40ZM66 66V67H65ZM72 66V67H71ZM128 66V67H127ZM155 66H157L156 68H155ZM162 66V68H163V70L165 71V72H167V70H168V73H173V74H176V73H179V72H182L183 71V69H187L186 70V72H185V70L183 71V73L186 75V77H185V75H183V73H182V75H180V77L179 78H182L183 80H186V79H189V78H192L195 74L194 73H196V70L198 69V74L196 73V75H197V78L199 79V80H205V81H207L206 83H207V85H209V86H211V89L209 88V86H208V88L210 89H208V90H206L205 88L203 89L202 88V90H204L203 91V93L201 94V92H198V91H196V90H198V89H194L196 92H194V91H191L190 93V95H193L192 93H195V95L194 96H191L190 97V95H188L187 96V98L189 97V99L191 98V99H194V98H196V99H194V100H192L193 101V103H187V104H189V105H187V106H185V105H183L184 104V100H186L185 98H184V100L182 99V101H184V102H180V104H178L179 105V107H178V105H176V107L177 108H175V105L173 106L174 108H172V105L171 106H169L168 108H167V102H166V95L167 94H169V93H171V92H174V91H176V90H178L179 88H178V86L180 85V86H182L183 84H180L179 82H183V80L181 79V81H177L176 79V81L179 83V85L178 84H176L177 82L176 81H170V79L171 78H173V77H170V75H168V74H166L163 70H161L162 68H160V70H159V67H161ZM183 66V67H182ZM205 66V67H204ZM208 66V67H207ZM224 66V67H223ZM236 66V67H235ZM253 66L255 67V70L253 69ZM14 67V68H13ZM38 67V68H37ZM58 67H56V66H54V68H56V69H58ZM138 67V68H137ZM146 68L145 70H143L142 68ZM148 67L150 68V69H148ZM152 67H153V69L156 71V69L158 68V70L159 71H157V73L159 72H161L162 71V73L160 74V75H162V77H160L157 73V75L155 74V72H154V70L152 69ZM196 67V66H195ZM194 67V68H195ZM198 67V66H197ZM223 67V68H222ZM260 67H262L261 69H260ZM7 68H9L8 70H7ZM22 68V69H23ZM30 68V69H29ZM36 68V69H35ZM39 68H40V70H39ZM54 68H52V69H54ZM76 69V71L78 72L76 75H74L76 72L74 71L75 69ZM122 68V69H121ZM171 68V70H173V71H170L169 72V69ZM175 68H177V69H175ZM203 68V69H202ZM225 68V69H224ZM227 68V69H226ZM230 68V69H229ZM78 69V70H79ZM110 69V70H111ZM114 69V70H115ZM131 69V70H130ZM138 69H139V71H138ZM143 70V72H141L142 70ZM182 69V70H181ZM261 71H259V70ZM137 71V73H139L140 72V74L139 75H141V74H143V76L141 75V77L140 78H142L141 80H140V84H138V79H137V73H136V71ZM149 70V71H148ZM176 70L178 71V72H176ZM208 70H210V71H208ZM244 70V71H243ZM250 70L253 72V73H255L253 76H255V77H253L252 76V72L250 73ZM34 71V72H35ZM106 71V72H107ZM120 71H117V72H120ZM130 71H132V72H130ZM134 71V72H133ZM202 71H205V72H202ZM219 71V72H218ZM247 71V72H246ZM249 71V72H248ZM257 73H256V72ZM125 72V73H126ZM144 72H146V73H144ZM149 72H151V73H149ZM176 72V73H175ZM191 72L194 74V75H192L191 74ZM262 73L263 75H261V74H259V73ZM105 73V72H104ZM163 73H165V74H163ZM216 73V74H215ZM248 73L252 76V79H251V82H249L250 80V75H248ZM88 74V75H87ZM90 74V75H89ZM137 74V75H136ZM151 74V75H150ZM189 74H191V76L189 75ZM215 74V75H214ZM223 74V75H222ZM74 75V76H73ZM83 75V76H82ZM138 75V76H139ZM150 75V76H149ZM155 75V76H154ZM164 75V76H163ZM165 75L168 77H165ZM195 75V76H196ZM219 75V76H218ZM246 75V77H245V80H243V78H244V76ZM248 75V76H247ZM259 75H261V76H259ZM89 76H91L90 78H89ZM132 76V77H133ZM182 76H184L185 78H183ZM189 76V77H188ZM199 76H201L200 78H199ZM217 76V77H216ZM243 76V77H242ZM259 78H263L262 79V81H261V79H259ZM263 76V77H262ZM69 77V78H68ZM71 77H73L72 79H71ZM84 77V78H83ZM103 77V78H102ZM133 77V78H134ZM157 77H159V78H156ZM204 77V78H203ZM208 77V78H207ZM139 78V77H138ZM139 78V79H140ZM152 78H153V80H152ZM154 78L157 80V81H154ZM169 79V84L167 83V81H166V79ZM178 78V76H177V79H179ZM223 78H225V79H223ZM231 78V79H230ZM249 78V79H248ZM255 80H254V79ZM64 79H66V80H64ZM101 79V80H100ZM198 79H196L195 81L196 82H198L199 80ZM235 79V80H234ZM240 79V80H239ZM245 82L246 80H248V81H246L245 82V84L243 83V81ZM258 79V80H257ZM148 80H152V82H148ZM172 80V79H171ZM180 80V79H179ZM198 80V81H197ZM204 80L202 81L203 83H204ZM218 80H220V81H218ZM224 80H225V82H224ZM227 80V81H226ZM230 80V81H229ZM252 80H253V83H254V81L255 82H258L259 80V82L261 83V85H259L260 83L258 82V83H256L257 85H259L258 87H257V85L254 83V85H253V83H252ZM146 81H147V83H146ZM165 81H166V83H165ZM195 81H192L193 82V84L194 83H196ZM200 81V83H202ZM213 81H214V83H213ZM216 81V82H215ZM233 81V82H232ZM212 82V83H211ZM122 83H123V80H122ZM143 83V84H142ZM184 84H186L185 82H183ZM190 83V82H189ZM210 83V84H209ZM141 84L143 85L142 87H141ZM156 84H158V83H156ZM165 84H166V86H165ZM193 84H189V85H193ZM197 84V83H196ZM220 84V85H219ZM249 85V84H251V85H253V86H251V85H249V87L247 88V86L246 85ZM138 85H140V87L138 86ZM178 85V86H177ZM73 86V87H72ZM75 86V87H74ZM176 86H177V89H176ZM246 86V87H245ZM163 87V88H162ZM166 87V88H165ZM244 87V88H243ZM76 88V89H75ZM125 88V89H124ZM213 88V89H212ZM216 88V89H215ZM242 90H241V89ZM262 88H263V86H262ZM134 89V90H133ZM168 89H170V90H172V91H170L169 90V93H168ZM244 89H246V90H244ZM254 89V90H253ZM257 89V90H256ZM123 90V92H121ZM137 90V91H136ZM174 90V91H173ZM200 90V89H199ZM201 90V91H202ZM234 90V91H233ZM239 91V92H237V91ZM241 90V91H240ZM166 91V90H165ZM208 91V92H207ZM212 91V92H211ZM233 91V92H232ZM257 91H259V92H257ZM121 92V93H120ZM230 92V93H229ZM248 92V93H247ZM250 92V93H249ZM197 93H199L200 95L197 97ZM101 94L102 93H99V92H97V94H95V96H96V98L98 99L100 96H101ZM124 94V95H123ZM165 94V95H164ZM233 94V95H232ZM236 94V95H235ZM245 96H244V95ZM232 96V97H230V96ZM258 97H257V96ZM70 96V95H69ZM68 96V98H64L63 100H61V101H59L58 103L57 102H55L54 103V105L52 106V107H49V109H44V114L42 113V111L40 112L41 114H43V117L41 118V115L39 114V112H37V114L36 115H40L39 117L37 116L36 118L37 119H39V122H38V120L37 119H35V121H37L38 123H42L41 122V120L42 119H44V120H48L49 118V120L48 121H50V122H57V120H58V122L60 121L61 122V124L63 125V123L68 127V126H70V127H68L69 128V131H76V128H81L82 127V125H84L85 124V122L84 123H82L83 122V120H86L87 121V119H88V121L92 118L91 116H93L94 115V113H97L98 112V109L99 108H101L99 111H101L102 109L103 110H106L107 109V106H108V108L109 107H113V106H122L123 107V105H122V101H121V99L117 96V99L115 98L114 99V102H112L113 101V98H111L110 100L108 99H105L106 97H103V94H102V96L100 97L101 99H99V100H97L98 102H96L95 100V98H94V103H95V105H93V107H85V110L84 109H81V103H80V99H78L77 97H79V96H75V99L73 98L74 96H72L71 95V97H69ZM99 96V97H98ZM162 96H164L163 98H162ZM225 97V98H224ZM236 97H237V100H236ZM241 97H242V99H241ZM69 98H72V99H69ZM80 98V97H79ZM82 98V97H81ZM106 100H104V99ZM133 98H135L139 103H137V101L135 102L134 101V99ZM162 98V99H161ZM198 98H200V99H198ZM202 98L204 99V98H206L207 100H202ZM221 98V99H220ZM222 98H224V99H222ZM231 98V99H230ZM251 98V99H250ZM258 98H259V101H258ZM67 99H69V100H67ZM78 99V100H77ZM156 99V100H155ZM164 99V100H163ZM198 99V100H197ZM228 99H230V100H228ZM233 99V100H232ZM256 101H255V100ZM67 100V101H66ZM75 100V101H74ZM101 100V101H100ZM103 100V101H102ZM121 101L120 103H118V101ZM122 100H126V99H122ZM196 100V101H195ZM214 100H217V103H215V101ZM221 102H220V101ZM15 100H13V103H15V104H17L18 103V100H16L15 102H14ZM108 101V102H107ZM164 101V102H163ZM191 101V102H192ZM195 101V102H194ZM211 101V102H210ZM219 101V102H218ZM244 101V103H242ZM253 101H255L254 103H252ZM64 102V103H63ZM115 102H117V103H115ZM124 102V101H123ZM231 102V103H230ZM61 103V104H60ZM74 103V104H73ZM79 103H80V105H79ZM107 103V104H106ZM109 103H110V105H109ZM151 103V104H150ZM163 103H165L166 105L164 106V104ZM206 103H207V105H206ZM212 103H213V105H212ZM229 103V104H228ZM259 104V105H257V104ZM60 104V105H59ZM69 104V105H68ZM97 104V105H96ZM99 104V105H98ZM101 104V105H100ZM104 104H106V105H104ZM114 104H117V105H114ZM162 104V105H161ZM190 104H192V105H190ZM197 104H200V105H197ZM211 104V105H210ZM216 104H218L217 106H216ZM223 104V105H222ZM253 106V108H254V106L255 105H257V107L255 106V108L253 109L252 108V106ZM57 105V106H56ZM78 105H79V108H78ZM111 105H113V106H111ZM225 105V106H224ZM152 106V107H151ZM180 106H185V107H180ZM190 106V107H189ZM237 106V107H236ZM248 106V107H247ZM250 106H251V108H250ZM58 107V108H57ZM95 107V108H94ZM105 107H106V109H105ZM135 107H136V105H135ZM139 107H136V108H138V109H140ZM151 107V108H150ZM171 107V108H170ZM212 107L214 108L213 110H212ZM222 107V108H221ZM91 108H93L94 110H97L96 112H94V110L93 109H91ZM143 108V107H142ZM147 108H145L144 107V109H147ZM155 108V109H154ZM178 108H180V110L178 109ZM244 108V109H243ZM154 109V110H153ZM169 109V110H168ZM174 109L176 110V109H178L179 110V112H180V115H178V116H176V118H174V116H173V112H171V110L172 111H174ZM184 109V110H183ZM220 109V110H219ZM242 109V110H241ZM249 109H251L250 111H248ZM47 110V111H46ZM88 110H90L89 112H88ZM93 110V111H92ZM177 110V111H178ZM181 110H183V111H181ZM244 110V111H243ZM256 110H258V109H256ZM46 111V112H45ZM49 111V112H48ZM51 111V112H50ZM139 111V114L141 115V113H140V110H138ZM166 111V112H165ZM170 111V112H169ZM210 111V112H209ZM237 111V112H236ZM245 111H247V113L245 112ZM48 112V113H47ZM93 112V113H92ZM158 112V113H159ZM212 112H213V114L214 115H212L211 116V118L210 117H208L209 116V114L211 113L212 114ZM232 112V113H231ZM241 112H242V114H241ZM244 112H245V114H244ZM248 112H250V113H248ZM169 113V114H168ZM172 114V116L173 117H171V114ZM187 113V114H186ZM237 114V118L239 117V116H244V118L243 117H239L238 119L235 117V118H233L234 116H235V114ZM255 113V114H254ZM62 114V115H61ZM84 114V115H83ZM87 114V116L88 117H86L85 115ZM92 114V115H91ZM153 114V115H154ZM208 114V115H207ZM241 114V115H240ZM253 116V117H250V118H253V119H251L250 121H249V119L250 118H248V117H246V116ZM46 115V116H45ZM49 115H50V117H49ZM72 115H74V116H72ZM125 115V116H124ZM138 115V114H137ZM182 115H183V117L184 118H182ZM229 115V116H228ZM233 117H232V116ZM246 115V116H245ZM26 116H27V114L24 116L25 118L23 119V117H22V120H24L23 122H22V120H20V121H18V123L17 124H19V122H22V123H20V127H18L17 128V126H16V122H13V121H11L12 119V116H11V118H10V116H6V118H5V120L6 119H8L9 121H11L13 124H11V123H9L8 124V122L9 121H4V123H5V125H3V127H2V129L0 130L2 133H5V135H8L7 137H5V135H4V137L5 138H7L8 139V137H9V135L10 134H12V135H17L16 133H22V131H24V129H23V127L25 128V131L24 132H26L28 129L29 130H32V129H37V126L39 125L40 126V124H38L37 125V123L36 122H32L30 119L28 120H26ZM29 116H31L30 114H29ZM28 116V117H29ZM33 116H35V115H33L32 114V117ZM64 118H63V117ZM65 116H68V117H65ZM83 116V117H82ZM124 116V117H123ZM158 118H157V117ZM231 116V117H230ZM9 117V118H8ZM27 117V118H28ZM46 117H48V118H46ZM53 117V118H52ZM76 119H74V118ZM77 117V118H76ZM135 117L137 118V116L135 115ZM139 115H138V119H139ZM181 117V118H180ZM193 117V118H192ZM225 117V118H224ZM258 117V116H257ZM35 118V117H34ZM40 118H41V120H40ZM87 118V119H86ZM131 120H133V121H131ZM142 118V117H141ZM140 118V119H141ZM173 118V119H172ZM199 118H201V119H199ZM224 118V119H223ZM229 120H228V119ZM234 120H233V119ZM240 118H243V120L242 119H240ZM32 119V118H31ZM56 119V120H55ZM139 119V120H140ZM158 119V120H157ZM214 119V120H213ZM234 121V122H232L231 123V121L232 120ZM264 119V118H263ZM34 120V119H33ZM68 120V121H67ZM81 120V121H80ZM129 120H130V122H129ZM153 120V121H152ZM156 120H157V122H156ZM195 120V121H194ZM202 120V121H201ZM206 120H207V123L206 124H204V126H203V124L202 125H200L202 122L203 123H205L206 122ZM227 122H226V121ZM65 121V122H64ZM77 121V122H76ZM127 121V122H126ZM140 121H142V119L140 120ZM172 121V122H171ZM201 121V122H200ZM215 121V122H214ZM222 121V124H224V121H225V124H232L233 126H238L239 127V125H241V129H243L244 130V132H243V130L241 131V129H240V131L241 132H243V133H241V137L239 136L240 135V133L237 135V136H239V140L236 138V139H233V141L232 140H230L231 142H230V144H228L229 142H223L222 140V142L221 143H218L219 144V146H220V144H221V148L218 150L219 152H220V157L218 158V156L219 155H215L214 157L216 158H214L213 160H214V163L212 162L213 160H211V162L213 163V164H211V162H210V164L209 165H211V166H209V165H207L206 166V171H205V166L203 167L202 166V168L204 169H202L201 168V163L200 162H197V160H199V158L201 157L200 155H198V156H200V157H198V158H196L197 156L195 155L196 154V152H198V153H200V152H206L207 151V149H210L211 148V146L212 145H210L211 143H210V134H212V132L215 130L214 128H215V126H216V124H217V122H218V124L220 123ZM241 121V122H240ZM27 122V123H26ZM132 122H133V124H132ZM156 122V123H155ZM163 122V123H162ZM181 122V123H180ZM190 122V123H189ZM196 122V123H195ZM199 122V123H198ZM248 122H250V123H248ZM261 122V121H260ZM259 122V123H260ZM30 123H31V125H30ZM33 123V124H32ZM67 123V124H66ZM75 123V124H74ZM127 123V124H126ZM129 123V124H128ZM138 123H140V122H137L136 121V127H138L139 125H138ZM177 123V124H176ZM180 123V124H179ZM198 123V124H197ZM213 123V124H212ZM236 125H235V124ZM36 124V125H35ZM43 124V123H42ZM41 124V126H44L45 124H46V122L42 125ZM77 124V125H76ZM81 124V125H80ZM157 124H158V126H157ZM161 124V125H160ZM165 124V125H164ZM196 125V127H195V125ZM212 124V125H211ZM224 124V125H225ZM261 124H263L262 126H260ZM74 125V126H73ZM245 125H246V127H245ZM8 126V127H7ZM35 126V127H34ZM38 126V128H40ZM76 126H78V127H76ZM130 126V125H129ZM128 126V127H129ZM148 127V129H147V131L145 132H143V130H145L146 129V127ZM181 126V127H180ZM193 126H194V129H193ZM202 126V127H201ZM248 126V127H247ZM259 127H258V129H259V131L260 132H262V133H260V132H258V134H260L261 136H262V134H264L263 133V129H264V121L262 120V122L258 125ZM22 127V128H21ZM97 127V128H96ZM198 127H199V130H198ZM243 127V128H242ZM262 127V128H261ZM6 128H8V129H6ZM19 128H21L20 130H19ZM42 128V127H41ZM40 128V129H41ZM58 128V127H57ZM70 128H73V129H70ZM79 128L77 129V130H79ZM98 126H95V127H92V129L90 130L89 129V131H88V133H89V135L90 136H92L93 135V137H95L97 134H99L100 132H101V130L99 129L98 130ZM246 128H247V130H246ZM15 129H16V131H15ZM39 129V130H40ZM96 129H97V131H96ZM138 129V130H137ZM190 129V130H189ZM214 129V130H213ZM18 130V131H17ZM38 130V129H37ZM58 130H59V132H58ZM93 130H95V131H93ZM142 131L143 132V134L141 135V134H137V132L135 133L134 131ZM157 130V131H156ZM9 131H11V132H8ZM12 131H15V132H12ZM55 132V134H54V132ZM58 133H57V132ZM61 131V132H60ZM66 131H68V130H65V131H63V129L61 128V130H60V128H58V129H54V130H52L51 131V133H52V135H50L51 133H49V135H47V140L46 139H40V138H42L41 136H40V138H38L39 140H37L36 138L34 139L35 141L33 142V141H31V142H33L32 144L30 143H26L25 141H23V143L21 142V144H18V143H20L19 141H17L16 143H17V146L18 145H21L20 147H18V149L15 151H13V152H16V153H18L19 155H20V153H19V151H20V149H24V148H32V147H35L34 145H36V143H38L39 145H40V141H42V142H44L43 140H45V145H43L42 146V148H44V147H47V146H49V144L51 143V142H54L55 140L57 141V140H64L63 142H65V140L67 139V135H68V133L66 132ZM131 131H132V133H131ZM246 131V132H245ZM141 132V133H142ZM91 133V134H90ZM93 133V134H92ZM135 133V134H134ZM139 133V132H138ZM210 133V134H209ZM41 134V133H40ZM184 134H185V136H184ZM246 135V136H244V135ZM134 135H136V136H134ZM139 135L141 136V137H139ZM147 135V136H146ZM210 135V136H209ZM243 135V136H242ZM11 136V135H10ZM52 136V137H51ZM58 136V137H57ZM66 136V137H65ZM98 136V135H97ZM132 136H134V138L136 137L137 139H135L134 140V138H132ZM184 136V137H183ZM209 136V137H208ZM254 136V135H253ZM264 136V135H263ZM262 136V137H263ZM3 136H2V138H3V144H4V142L7 140V139H5ZM38 137V136H37ZM44 137H46V136H44ZM144 137V138H143ZM244 137V138H243ZM261 137V138H262ZM51 138H53V139H51ZM56 138V139H55ZM62 138V139H61ZM139 138V139H138ZM243 138V139H242ZM250 138H252V137H250ZM258 138V139H257ZM260 138V136H258V137H256V139H255V142H257V143H259L260 142V140L262 141V142H260L259 144H257V143H255V145H264V140L263 139H259ZM4 139H5V141H4ZM242 139V140H241ZM50 140H52V141H50ZM67 140H69V139H67ZM66 140V141H67ZM137 140V141H136ZM206 140V141H205ZM237 140V141H236ZM241 140V141H240ZM258 140H259V142H258ZM9 140H7L6 141V143H7V145L10 143V141L8 142ZM82 142H83V139L81 140ZM138 141H139V143H138ZM72 143L73 141L72 140H70V141H68L67 143H66V145L68 144V146H66L65 144V148H67V150L69 151L70 149H69V147L71 148V145H69V143ZM179 142V143H178ZM190 144H189V143ZM233 142H234V144H233ZM238 142V143H237ZM240 142V143H239ZM16 143H15V148H17V146H16ZM44 143H41V144H44ZM84 143V142H83ZM134 143V144H133ZM184 143V145H186V147L183 145V147L184 148H181L182 147V144ZM225 143L227 144V146L225 145ZM236 143V144H235ZM37 144V145H38ZM177 144V145H181L179 148H180V151H178L177 153L175 152V151H177V150H174L176 147H177V145L175 146V145ZM208 144V145H207ZM217 143L216 142H214L213 143V145H216ZM217 144V145H218ZM224 145V147H223V145ZM5 145V144H4ZM7 145H5V146H7ZM29 145H30V147H29ZM36 145V146H37ZM52 145H54V144H51L50 146H52ZM135 146V148H134V146ZM148 145V146H147ZM237 145V146H236ZM10 146H12V145H9V147ZM32 146V147H31ZM167 146V147H166ZM170 146H172L171 147V150H172V148H174L173 149V152L172 151H170L169 153H168V151H169V149H170ZM210 146V147H209ZM226 146V147H225ZM245 146V147H244ZM248 146H250V145H248ZM22 147V148H21ZM144 147V148H143ZM209 147V148H208ZM212 147H214V146H212ZM249 148V151H250V153H248L247 154V152H248V149L247 148ZM262 147H264V146H262ZM20 148V149H19ZM185 148H186V150H185ZM195 148V149H194ZM196 148H197V150H196ZM205 148V149H204ZM219 148V147H218ZM223 148V149H222ZM242 148V149H241ZM177 149V148H176ZM183 149V150H182ZM192 149L193 150H196V152H195V154H194V152H192ZM198 149H200V150H204V151H198ZM57 150H58V152H59V150H60V148L58 149L57 148ZM66 150V149H65ZM165 150H166V154L165 155H162L161 156V153H163V152H165ZM179 150V149H178ZM189 150V151H188ZM242 150H246L245 152L244 151H242ZM259 150V149H258ZM68 151H66V153L64 152V154L66 155V154H68ZM134 151H135V153H134ZM162 151V152H161ZM183 152V153H180V152ZM188 153H187V152ZM240 151H242V153L240 152ZM260 151V150H259ZM12 152V153H13ZM57 152V153H58ZM125 152V153H124ZM137 152V153H136ZM190 152V153H189ZM192 152V153H191ZM264 153V148L261 150V152L260 153ZM156 153H157V156H156ZM168 153V154H167ZM185 153V154H184ZM197 153V154H198ZM240 153H241V155H240ZM259 153V154H260ZM18 154H14L15 155V157H17L18 158ZM60 154V153H59ZM110 154V155H109ZM150 154H152V155H150ZM160 154V155H159ZM189 154V155H188ZM204 154V153H203ZM254 154V153H253ZM253 154H251V156H253ZM11 155V158H15V157H12V155L13 154H10ZM9 155V156H10ZM61 155V154H60ZM59 155V156H60ZM63 155V154H62ZM64 155V156H65ZM101 155H103V157L101 158ZM149 155H150V157H149ZM158 155H159V157H161V159L158 157ZM192 155V156H191ZM223 155V156H222ZM242 156L243 158L245 157V156ZM258 155V154H257ZM111 156V157H110ZM142 156V157H141ZM144 156V157H143ZM156 158H155V157ZM164 156V157H163ZM168 156V157H167ZM226 156H227V154H226ZM250 156V157H251ZM66 157V156H65ZM153 157V158H152ZM163 157V158H162ZM194 157V158H193ZM238 157V159H239V162L240 161H242V160H244V159H247V157H245L244 159L243 158H239ZM97 158V159H96ZM105 158V159H104ZM119 159V160H117V159ZM152 158V159H151ZM155 158V159H154ZM178 158V159H177ZM192 158V159H191ZM196 158V159H195ZM221 158V159H220ZM254 158H255V156H254ZM66 159V158H65ZM65 159H64V161H65ZM96 159V160H95ZM149 159L150 160H152L154 163H156L155 164V166L154 167H152V164H154V163H152V162H150L149 161ZM154 159V160H153ZM158 159H160L159 161H157ZM164 159V160H163ZM241 159V160H240ZM95 160V161H94ZM100 160V161H99ZM177 160V161H176ZM194 160H196L194 163H193V161ZM223 160V161H222ZM225 160V161H224ZM69 158H67V160L65 161L66 163H68V164H66L65 165V162H64V166L66 167L67 165H69ZM178 161H180V163H178ZM71 162V161H70ZM99 162V163H98ZM151 163V167L149 168V167H143V166H145V164H147V163ZM169 162V163H168ZM187 162V163H186ZM189 162L192 164V166H191V164H189ZM224 162V163H223ZM162 163H164V164H162ZM175 163H177V164H175ZM223 163V164H222ZM71 164V163H70ZM85 164V163H84ZM86 164V165H87ZM126 164V165H125ZM135 164V165H134ZM159 164V165H158ZM168 164H170V165H168ZM174 164H175V166H174ZM183 164V165H182ZM193 164H195L194 166H193ZM218 164V165H217ZM220 164V165H219ZM225 164V165H224ZM93 165V164H92ZM112 165V166H113ZM143 165V166H142ZM158 165V166H157ZM167 165V166H166ZM173 165V166H172ZM190 165V166H189ZM200 165V166H199ZM31 167L32 166H34V165H30ZM168 166L170 167L169 168V170H167V168H168ZM214 166H215V168H214ZM68 167H70V165L68 166ZM123 167V168H122ZM137 167H139L138 169H137ZM164 167V168H163ZM192 167H196L195 169H193ZM27 168V169H26ZM22 172H24L25 171V173L27 172V170L28 171H30V169L32 170V168H29V166H27ZM145 168V169H144ZM160 168V169H159ZM188 168H190V170L188 169ZM208 168H209V170H208ZM210 168H212V169H214V170H210ZM149 169V170H148ZM158 169V170H157ZM141 170V171H140ZM146 170V171H145ZM129 171V172H128ZM152 171V172H151ZM191 171V172H190ZM198 171V172H197ZM209 171H211V172H209ZM216 171H214V172H216ZM22 172H20V174H19V176L22 178L23 176H25V175H27V174H25V173H22ZM31 172H34L35 173V167H34V169H33V171H30V172H28V174H30ZM39 172V171H38ZM41 172V171H40ZM43 172V171H42ZM146 172V173H145ZM154 172H155V174H154ZM25 174V175H22V174ZM127 173V174H126ZM137 175H136V174ZM204 173H205V175H204ZM35 174H37V173H35ZM39 174V175H38ZM37 175H35V177L34 178H36V177H38L39 176V178H40V175L42 176V173L40 174V173H38ZM161 174V175H160ZM168 174V175H167ZM32 175H34L33 173H32ZM158 175V176H157ZM18 176V177H19ZM29 175H27V177L25 176L24 178H29L28 177ZM31 176V175H30ZM45 175L43 174V176H42V178L44 177ZM127 176V177H126ZM130 176V177H129ZM143 176V177H142ZM167 176H168V179H166L165 180V178H167ZM198 176V177H197ZM17 177V178H18ZM74 177V176H73ZM72 177V178H73ZM206 177H208V175L206 176ZM263 177V178H262ZM17 178H13V181H11V183H13V185L11 184L10 186V188L12 189H10V188H7V192L8 191H15V190H18L19 189V187H16V186H20L21 187V183L19 184V182H20V180H22V179H20V178H18L19 179V181H17V183H15L14 184V182H15V180L17 179ZM38 178V179H39ZM75 178V177H74ZM151 178V179H150ZM179 178V179H178ZM203 178V177H202ZM261 179H257V181L255 182V184L257 185V186H259V185H263L264 184V176H261L260 177ZM15 179V180H14ZM38 179L36 178L35 179V181H38ZM43 179H45V177L43 178ZM42 179V180H43ZM68 179H70L69 181L71 182L73 179H71L70 177L68 178ZM39 180H41V179H39ZM65 180H67V178H65ZM259 180H260V182H262V183H260L259 182ZM68 181V180H67ZM68 181V182H69ZM75 181V186H73V184L74 183H67L66 181H64L63 180V182H65V183H67L69 186L70 185H72V187L74 188V189H78V188H76V186L78 187V183H76V180H74ZM146 181V182H145ZM168 181V182H167ZM125 182V183H124ZM131 184H130V183ZM149 182V183H148ZM196 182V183H197ZM257 182H259L258 184H257ZM199 183H197V184H199ZM126 184V185H125ZM162 184V186H160ZM177 184V185H178ZM137 185H138V187H137ZM144 185V186H143ZM147 187H146V186ZM151 185V186H150ZM165 185V186H164ZM176 185V186H177ZM256 185H251L252 187V189H253V187L257 190L256 192L258 193H260V192H263L264 190V185L263 186H259V188L257 187H255ZM123 186V187H122ZM128 186V187H127ZM154 186H156V187H154ZM71 187V186H70ZM70 188L72 191H74L73 190V188ZM126 187V188H125ZM140 187H143L142 188V192H140V197H139V201L137 200L136 201V206H135V200H133V198H132V195L135 193V192H133V191H136L135 189H137V188H139V189H141ZM154 187V188H153ZM261 187V188H260ZM123 188V189H122ZM128 188V189H127ZM154 189V190H152V189ZM9 189V190H8ZM118 189V190H117ZM139 189H137V191L139 190ZM205 189V188H204ZM204 189H200L203 193L205 192V191H203ZM75 190V191H76ZM128 190H130V191H128ZM148 190H150V191H148ZM198 191L197 193L198 194H200V192L201 191ZM259 190H261V191H259ZM263 190V191H262ZM20 189L18 190V194H21V195H19V196H22L23 194L22 193H24L23 192V190H21L20 192ZM74 191V192H75ZM115 191H116V193H115ZM140 191V190H139ZM110 192H111V190H110ZM124 192V193H123ZM130 192V193H129ZM131 192H133V193H131ZM150 192H152V193H150ZM202 192H201V195H202ZM16 193V194H17ZM142 193L144 194L143 196H142ZM146 193V194H145ZM258 193V194H259ZM2 195H3V197L5 196V194H7L6 192L5 193H1ZM1 194H0V199L2 198V196H1ZM15 194V193H14ZM17 194V195H18ZM16 195V196H17ZM113 195V196H112ZM149 197H148V196ZM195 195H197V194H195ZM19 196H17L18 198H19ZM129 196V197H128ZM131 196V197H130ZM152 196V197H151ZM197 196H200V195H197ZM113 197V198H112ZM128 197V198H127ZM87 198V199H86ZM144 198H148L147 200L146 199H144ZM85 199L87 200L86 202H84V206L87 204L88 205V209H90L91 208V206L89 205V204H91V199H89L87 196L85 197ZM85 199L83 200V201H85ZM88 199H89V202H88ZM4 200H6V199H4ZM3 201V200H2ZM16 201H17V203H16ZM0 202H1V200H0ZM108 202V205L110 204ZM132 202V203H131ZM2 203H4V201L2 202ZM15 203H16V205H15ZM18 203H20L18 200H13L12 201V203L11 204H14V206L13 205H11V206H13L14 207V209H17V208H15V207H19L20 206V204L17 206V204ZM125 203V204H124ZM131 203V204H130ZM141 203V204H140ZM145 203H143V204H145ZM105 205H107V203H104ZM138 205H140V206H138ZM134 206V207H133ZM143 206V205H142ZM12 207V208H13ZM71 207H73V206H71ZM70 207V208H71ZM75 207H77V208H75ZM74 208H75V210H74V212H72V210L73 209H70L69 208V210H71V211H69V212H71L70 214H69V212L68 211H66L65 213H66V216L65 215H63V213L62 214H58L57 216H55V218L53 219L54 221H55V223H57V224H55L54 223V225L56 226H54L53 225V222L54 221H52V223H51V225L53 226V228H52V234L53 235H51V232H50V236H49V238H48V236L44 239V240H46L47 242H45L44 240H43V242H45V243H49V244H52V241H53V244L55 243V242H63L64 241V243L61 245V247H60V245H59V248H61V256H58L57 258H59V259H56L57 261L58 260H60V261H58V262H60V263H62V264H135V257L137 258V256H138V254H137V252H139V250H137V249H139V247L137 246V241H136V239L138 238V236H140L141 234H143L144 233V235H145V232L148 234L149 233V231H153V230H155L154 229V225H156V224H158V225H156L155 226V228H157V226L158 227H160V228H162V226H163V231L161 232V236L159 237V239H160V241H159V239H158V246H162L161 248H162V250L159 248V250H161V251H159L158 253H157V258H158V256H159V258H160V260H162L163 258L164 259H167L171 254H172V252H174L173 250H175L176 248H177V246L178 247H181L182 246V244H184L183 242L184 241H182L181 242V240H182V238L181 237H179V235H177V233H173V231H171L172 229H168V228H164V226H166L167 225V223L169 224V222L171 223H173V221H174V223H175V221H176V219L175 218H173V217H171V216H168V217H170L169 219H168V217H163L161 220H159V221H162V220H164V222L166 221L167 223H165L164 224V222L162 221V224H161V222H159V221H157V220H154V221H152L151 223H149V224H147V226H145V228H141V229H139V228H135V227H129V223L131 222H128L129 220L126 218L125 220L128 222H125L124 220V222L122 221V224L124 225L125 223H127V224H125V225H127V229H125V231H123L122 233H119V235L117 234V235H115V236H113L112 235V237H108L109 238V240L108 239H105V240H107V241H104V244L102 243L103 242V240H102V242H101V244L99 243V242H97V243H91V245H90V243H89V241H91V239L90 238H88V235L90 234V233H94V231L100 226V225H98V223L99 222H101V220H100V218H103V217H100V218H96V220L98 221V223H97V221L94 219V220H92L93 218H90V220L87 218V216H89V212L87 213L86 212V215H84L83 214V211H81V206H75ZM90 207V208H89ZM101 207L103 208V203H102V205H101ZM129 209V210H128ZM197 210L198 209V207L196 208H193V209H190V210H192L193 212L195 211V210ZM124 210V211H123ZM134 210V211H133ZM87 211V210H86ZM121 211V210H120ZM68 212V213H67ZM190 211H188L187 213H185V214H188ZM132 213V214H131ZM101 214V213H100ZM128 214V213H127ZM185 214H183V217H184V220H185V218L186 217H188V216H186ZM64 217H63V216ZM77 215V216H76ZM84 215V216H83ZM92 215H94V214H92ZM97 216H98V214H96ZM70 218H69V217ZM81 216H82V218H81ZM57 217V218H56ZM75 217V218H74ZM84 217V218H83ZM90 217V216H89ZM94 217H95V215H94ZM68 218V219H67ZM80 218V219H79ZM166 220H165V219ZM173 218V219H172ZM261 218H262V216L261 217H259V218H256V224L254 223L255 222V220H253V219H255L254 217H253V219L251 218V220H249L248 218V220L247 219H245V218H241V219H243V221L245 220L246 221V223L249 221V222H253L252 224L251 223H249V225H247L246 223H243V221H242V223H241V226H243L244 227V225H245V227L247 228V229H249V235L248 236H245V238L243 237V235H241V232H243L245 229V227L243 228V230H240L241 229V227H239V225H236L237 226V228H234V229H232V231H230L228 234H227V232L226 231H220V233L218 234L219 236V238L221 239L222 237H223V235H225L221 240H219L217 237L215 238V239H213L212 241L211 240H209L208 242H207V244L206 243H204L203 244V246L204 245H206V246H204L205 248H207V251H211L212 249H214V250H216L217 251V253H218V251H220L222 248H224L223 249V251L224 252H227L226 254H230V253H232L234 250H236L235 248H237L238 249V247L240 246L241 248H242V246L243 245H241V244H245L246 242H248V240L250 241V239H248V238H254L255 239V237H257L256 235H258V233L260 232V231H258V233H257V230H259V228L261 229V232L262 233H264L263 231H264V226L263 227H261L262 225H264V224H262V223H264L263 221H264V216H263V218H262V220H261ZM172 219V220H171ZM181 219H183V218H181ZM186 219H188V218H186ZM193 219V218H192ZM196 219V218H195ZM195 219H193L194 221L193 222H195L196 220L198 221V218L195 220ZM257 219H259V220H261V222L259 221V220H257ZM72 220V221H71ZM87 220L89 221V222H87ZM170 220V221H169ZM77 221V222H76ZM81 221L83 224L85 223V225L87 224V227L89 228H91L92 226H94V227H92L91 229H93V230H91L90 228L89 229H86L87 227L84 225V227H78L77 226V231H76V233L74 234V235H72V236H66V237H64L65 235H66V232H68L69 230H68V228L70 229V231H73L74 229L76 230V228H73V223H75V226L78 224L79 226H82L79 222ZM83 221H85V222H83ZM91 221H92V223H91ZM94 221V222H93ZM169 221V222H168ZM244 221V222H245ZM258 221V222H257ZM60 222V223H59ZM69 222H71V223H69ZM260 222V223H259ZM67 223V224H66ZM77 223V224H76ZM89 223V224H88ZM96 223H97V225H96ZM257 223L258 224H260V226L259 225H257ZM94 224V225H93ZM109 224V223H108ZM108 224L107 225H105V226H107L108 227ZM151 224V225H150ZM244 224V225H243ZM250 224H251V226H250ZM50 225V224H49ZM66 228H64L63 226ZM68 225H70V227H68ZM72 225V226H71ZM110 225V224H109ZM149 225V226H148ZM153 225V226H152ZM51 226V227H52ZM105 226H103V228L105 227ZM111 226H113L112 224H111ZM111 226H109L110 228H111ZM248 226V227H247ZM254 226V227H253ZM255 226H256V228H255ZM258 226V227H257ZM51 227L50 226H48V228L51 230ZM72 227V228H71ZM86 227V228H85ZM107 227H105V228H107ZM147 227V228H146ZM149 227V228H148ZM0 228H2V227H0ZM55 228V229H54ZM85 228V229H84ZM101 228H102V226H101ZM100 228V229H101ZM102 228V230H106V229H103ZM109 228V229H110ZM153 228V229H152ZM239 228V229H238ZM251 228V229H250ZM71 229H73V230H71ZM79 229V230H78ZM81 229V230H80ZM130 229V230H129ZM138 229V231L140 230L141 232H138V231H136ZM146 230V231H143V230ZM147 229H149V231L147 232ZM4 230V229H3ZM3 230H0L1 232H3ZM64 230H66L65 232H63L62 233V231H64ZM75 230H74V232H75ZM127 230H129V231H127ZM132 230V231H131ZM79 231H83V233L81 234ZM84 231H86V232H84ZM89 231V232H88ZM91 231H93V232H91ZM99 231V229L97 230V232ZM127 231V232H126ZM131 231V232H130ZM170 231V232H169ZM124 232H125V234H124ZM171 232H172V234H171ZM224 232H225V234H224ZM70 233V232H69ZM78 233H80L79 235H78ZM100 233V232H99ZM128 233V234H127ZM139 233V234H138ZM150 233H152V232H150ZM163 233V234H162ZM240 233V234H239ZM253 233V234H252ZM257 233V234H256ZM72 234V233H71ZM88 234V235H87ZM100 234H102V233H100ZM137 234H138V236H137ZM146 234V235H147ZM252 234V235H251ZM78 235V236H77ZM87 235V237L85 238V236ZM122 235H126V236H122ZM172 235V236H171ZM222 235V237H220ZM239 235H241V236H239ZM7 237H5L4 239H7L8 238V236H9V238H10V234L9 235H6ZM111 236V235H110ZM122 236V237H121ZM176 238H175V237ZM255 236V237H254ZM50 237H51V239H50ZM55 237V238H54ZM71 237V239H69ZM117 237H119V238H117ZM121 237V238H120ZM174 237V238H173ZM8 238V239H9ZM63 238H65V239H63ZM69 239V241L71 240V242H69L68 241V239ZM82 238V239H81ZM117 238V239H116ZM166 238V239H165ZM177 238H178V240H177ZM7 239V240H8ZM55 239H58V240H55ZM81 239V240H80ZM87 239H90V240H88L87 241ZM112 241H111V240ZM163 239H165V240H168L167 242H163ZM170 239V240H169ZM245 239H246V241H245ZM49 240H51V241H49ZM65 240H67V247L65 246L66 245V241ZM119 240V241H118ZM180 240V241H179ZM215 240V241H214ZM242 240V241H241ZM55 241V242H54ZM111 241V242H110ZM123 241V242H122ZM136 241V242H135ZM214 241V242H213ZM245 241V242H244ZM69 242V243H68ZM118 242V243H117ZM121 242V243H120ZM157 242V241H156ZM163 242V243H162ZM211 242H213V243H211ZM219 242V243H218ZM241 242V243H240ZM243 242V243H242ZM89 243V244H88ZM159 243H161V244H159ZM166 244V246H164L165 244ZM168 243V244H167ZM169 243H172V244H175V246L174 245H172V244H170L169 245ZM179 243H180V246H179ZM211 244V250H209V247L208 246H210V245H208V244ZM216 243V244H215ZM240 243V244H239ZM88 246H87V245ZM97 244V245H96ZM103 244V245H102ZM109 244V245H108ZM112 244V245H111ZM118 246H117V245ZM163 244V245H162ZM214 244V246H220L219 248L217 247V248H212V245ZM237 244V246H235ZM239 244V245H238ZM86 245V246H85ZM93 245V246H92ZM95 245V246H94ZM105 245V246H104ZM111 245V246H110ZM138 247H136V246ZM155 245H156V243H155ZM225 245H226V247H225ZM62 246H63V248H62ZM81 246V247H80ZM104 246V247H103ZM107 246V247H106ZM110 246V247H109ZM115 246V247H114ZM122 246V247H121ZM119 247V248H118ZM165 247V248H164ZM72 248H73V250H72ZM75 248V249H74ZM77 248V249H76ZM79 248H81V249H79ZM83 248V249H82ZM86 248V249H85ZM106 248V249H105ZM164 248V249H163ZM241 248H239V249H241ZM79 249V250H78ZM166 249V250H165ZM238 249V250H239ZM104 250V251H103ZM136 250V251H135ZM80 251V252H79ZM81 251H83V252H81ZM165 251V252H164ZM216 251H214L215 253H216ZM222 251V252H223ZM229 251H231V252H229ZM237 251V250H236ZM75 253V254H73V253ZM79 252V253H78ZM88 252V253H87ZM211 252H213V251H211ZM211 252H209V253H211ZM213 252V253H214ZM264 251H258L257 253H255V254H253V256H255V257H251L250 258V260H248V262L247 261H245L246 263L245 264H264V253H263ZM67 253V254H66ZM71 255H69V254ZM78 253V254H77ZM84 253V254H83ZM133 253V254H132ZM171 253V254H170ZM262 255H261V254ZM83 254V255H82ZM105 254V255H104ZM134 254H136V256L134 255ZM225 254V253H224ZM256 254H257V256H256ZM66 255V256H65ZM70 257H69V256ZM80 255H82L81 257H79ZM200 254H198V256H199ZM213 255H215V254H213ZM1 256V255H0ZM51 256H53L52 254H51ZM88 256V257H87ZM134 256V258H132ZM197 256V254H194V255H191L190 256V258L189 257H186L187 258V260H186V258H184V259H182V261H180V262H182L181 264H209V262H208V259H207V261H206V257H205V259H203V258H201V257H203V255L201 256V257H198ZM216 256V255H215ZM260 256V257H259ZM66 257V258H65ZM76 257V258H75ZM53 258H54V256L52 257V260H51V262L49 263V264H55L57 261L56 260H54L53 261ZM56 258V257H55ZM64 258V259H63ZM73 258V259H72ZM75 258V259H74ZM82 258V259H81ZM106 258V259H105ZM159 258H158V260H159ZM201 260H200V259ZM254 258V259H253ZM255 258H256V260H255ZM68 259V260H67ZM196 259H199V260H196ZM61 260H63V261H61ZM77 260H80L79 262L77 261ZM114 260H115V262H114ZM134 260V262H132ZM253 260H255V262L253 261ZM67 263H66V262ZM72 263H71V262ZM75 261H76V263H75ZM127 261V262H126ZM184 261H185V263H184ZM193 261V262H192ZM198 261V262H197ZM203 261V263H201ZM63 262H65V263H63ZM105 262V263H104ZM206 262H208V263H206ZM5 263V262H4ZM1 264V263H0ZM3 264V263H2ZM41 264H45V263H41ZM46 264H48V263H46ZM178 264H180V263H178Z\"/></svg>",
	"mask_w": 264,
	"mask_h": 264
}]
</instances>
